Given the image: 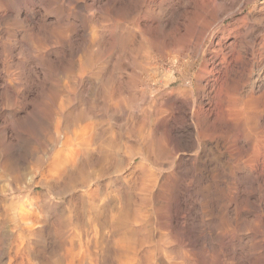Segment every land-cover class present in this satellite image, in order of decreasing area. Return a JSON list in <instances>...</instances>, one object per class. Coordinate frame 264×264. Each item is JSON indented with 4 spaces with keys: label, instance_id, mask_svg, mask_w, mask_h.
<instances>
[{
    "label": "rangeland",
    "instance_id": "obj_1",
    "mask_svg": "<svg viewBox=\"0 0 264 264\" xmlns=\"http://www.w3.org/2000/svg\"><path fill=\"white\" fill-rule=\"evenodd\" d=\"M77 1V2H76ZM116 1V3H114ZM124 1V2H123ZM123 1H119L118 0V3H117V0H103L100 4H97L95 5L94 8L91 9H85L84 7L87 6L89 4H92V0H86V2H83L82 1H79V0H0V29L3 30V32H8L9 34L11 33L12 35H14V33H16L15 35V39L21 41V45H18L17 48L18 51L21 49L22 51V48H23V51H19L21 53H19V55H15L18 51L16 49V51L14 52H10L8 51V47L11 46L13 43L11 42H14L15 39L13 38H10L9 40H6V35L4 34H0V71L2 72L3 70H7V72H10L11 74H13L14 76L11 77L12 79V82L9 86L6 87V90L9 92V95L8 96H4L3 95V86L5 85V82L3 81V79H0V110L2 109V111H0V264H15L17 261H18V264H105L106 262L108 264H132L131 262H133L132 260L134 259H138L137 261L134 260L133 264H164V261L165 260H169L173 255V253H175L171 259L172 263L174 262L175 264H182L184 261L186 262V264H213V262L211 261H215L214 262L215 264H223L222 260H223V257H221V252H220V248L218 247L219 246V242H220V234L221 232H223V228H219L218 225H216L217 221L221 219L222 216H225L227 214L226 210L223 208L221 209V207H223L224 205H226V203L228 201L226 200H229L228 198H230V193L232 192L231 189L228 190L225 188V186L222 183V179L221 181H217V182H210V183H206V184H201L200 185V188L197 187V189L200 191L199 192V196H198V199H201L200 201L195 197L193 196V191L195 189V187H184V186H181V189L182 188H186L185 190H181L180 187L178 186V184L176 185L175 183H170L171 186H173L171 188V186L169 185V183H159L157 185H155L152 190L150 191H147V194L146 192H142V185H141V181H140V168L142 164H144L146 162L145 160V155H146V151L144 150V142L139 140L141 139L140 137L138 138V140L140 141V143H138L139 141L136 140V136L134 137L128 130V127L126 126L128 122V119H129V116H127L128 113H125L127 112V109L124 106H119L118 108V111H117V108L114 109L115 107V104L113 102H117L116 105L119 104V100L122 99V95L120 96V94H123L124 93V97L123 99H126L127 97V90L125 91L124 88H126V82H128L127 80L129 79L128 76H130L129 73H132L130 71H132V69L130 68V61L129 60H126L127 58V54H129L130 56V53H129V49L128 47L126 48L125 50V54L123 53V56H122V66L126 69V71H123L125 70L122 66V68L120 67V70H121V73L120 74V77H123L121 79V81H119V83H123V87L122 86H119V83L117 84L120 87H122L121 89L115 91L113 93V97H109L108 100L105 101V99H107L105 97V94H103L101 91H103V89L101 88L102 85L101 83H103V85L105 87L108 86V88L110 86H114V83L112 82L111 80V83L110 84V73L113 71V69L111 68L114 63L112 62H116V60H114V58L116 59V56L118 57V55H120V51L116 50L117 52L119 53H115V55H110L111 54V46H112V41L113 39H111L112 37L109 36L108 33H104L102 34V32L104 31V27H106L107 25L109 24H106V23H110L108 22L110 20L109 16L107 14H105L104 12V9L107 10L108 8L112 7L113 5H116L117 7H120V6H125V7H130V6H137L139 4V0H129V2H127L128 0H123ZM133 1V2H132ZM259 1V2H258ZM62 2V3H61ZM72 2V3H71ZM75 2L77 3L76 5H79L77 8H76V12L75 10L73 11H70V6L69 5H75ZM80 2H83V3H80ZM89 2V3H88ZM135 2V3H134ZM86 3V4H85ZM121 3V5L119 4ZM261 3V4H260ZM61 4V5H60ZM85 4V5H84ZM119 4V6H118ZM173 5V4H176V1L175 2H170L169 5ZM35 5V6H34ZM46 7H45V6ZM168 5V6H169ZM256 5H259V6H264V0H257V3ZM40 6V7H39ZM53 8H52V7ZM250 6V7H249ZM247 7V9H251V5H249ZM33 7V8H32ZM42 7V9H40ZM47 7L49 8V10H47ZM108 7V8H107ZM32 9V10H31ZM44 9V11H43ZM67 9V10H66ZM94 9V10H93ZM103 9V10H102ZM192 6L190 7L189 9V12L191 13L192 10ZM246 9V11H247ZM97 10V11H96ZM70 11V13H69ZM86 11V12H85ZM91 11V12H90ZM79 12V13H78ZM103 16L105 15L106 19L105 18H102V14ZM38 13V14H37ZM3 14V15H2ZM6 14V15H5ZM17 14V15H16ZM19 14V15H18ZM30 14V15H29ZM34 14V15H33ZM46 14V15H45ZM94 14V15H92ZM33 15V16H32ZM89 15V16H88ZM91 15V16H90ZM96 15V16H95ZM73 16V17H72ZM93 16V17H92ZM17 17V18H16ZM55 17V18H54ZM78 17V18H77ZM87 17V19H86ZM193 17V16H192ZM192 17L191 16H188V20L191 22L192 20ZM38 18V19H37ZM58 18V20H57ZM69 18V19H68ZM80 18V19H79ZM93 18V19H92ZM126 19H128L129 17L125 16ZM16 19V20H15ZM18 19V20H17ZM30 19V20H29ZM88 19H91L89 21H87ZM96 19V20H95ZM98 19V21H97ZM21 20V21H20ZM49 20V21H48ZM71 20V21H70ZM129 20V19H128ZM186 20V22L184 20H181L180 21V24L186 26V27H190V23L189 21ZM17 23H16V22ZM37 21V22H35ZM41 21H45V22H41ZM54 21V23H53ZM79 21V22H78ZM94 23H93V22ZM96 21V22H95ZM107 21V22H106ZM229 21V19L226 20V23ZM15 22V23H14ZM24 22V24H23ZM35 24H34V23ZM49 22V23H48ZM78 22V23H77ZM87 22V23H86ZM99 22V23H98ZM105 22V24H104ZM10 23V24H9ZM38 23V24H36ZM48 23V25H47ZM59 23V25H58ZM62 23V24H61ZM76 23V24H74ZM98 26H97V24ZM101 23H102V26H101ZM189 23V25H188ZM22 24V26H20ZM46 24V25H45ZM66 24V25H65ZM82 24V25H81ZM86 24V25H85ZM95 24V25H94ZM100 24V25H99ZM192 24V23H191ZM5 27H4V26ZM10 25V26H9ZM14 25V26H13ZM38 25V26H37ZM41 25V26H40ZM45 25V26H44ZM49 25H51L52 27H50ZM62 25V26H61ZM88 25V26H87ZM157 25V24H156ZM181 25V26H182ZM49 26V28H48ZM70 26V27H69ZM94 26V27H93ZM33 27V28H32ZM41 27V28H40ZM46 27V28H45ZM55 27V28H54ZM61 27V28H60ZM65 27V28H64ZM76 27V29H75ZM14 28V29H13ZM22 28V29H21ZM26 28V29H25ZM44 28V29H43ZM53 28V29H52ZM89 28V29H88ZM94 28V29H93ZM29 29V30H28ZM34 29V30H33ZM38 29H41L38 31ZM59 30L57 32H59L58 34H56V30ZM60 29L62 31V33L60 32ZM64 29H66V31H64ZM71 30V31H70ZM99 30V31H98ZM101 30V31H100ZM170 30V29H169ZM35 35H34V33ZM38 31V32H36ZM45 31V32H44ZM48 31H52L51 33L48 32ZM93 31V32H92ZM108 31V29L106 30ZM171 32H173L172 30H170ZM168 31V33L170 32ZM175 31V30H174ZM20 32V33H19ZM23 32V34H22ZM32 32V33H31ZM82 32V33H81ZM90 32V33H89ZM91 32L93 33L91 36ZM28 33V34H27ZM39 33V34H38ZM44 33V34H43ZM47 33H50L49 35ZM54 34V36H52ZM65 33V34H64ZM69 35H67V34ZM88 33V34H86ZM176 33V32H175ZM174 32L173 33H170V34H175ZM20 34V35H19ZM38 36H37V35ZM72 34V35H71ZM81 34V35H80ZM95 34V35H94ZM99 34V35H98ZM101 34V35H100ZM181 33H177L175 34L174 38L175 40L172 39V35L171 36V41H172V47L179 53H180V58L185 62H191V61H194L196 59V53L195 52H191L189 51L183 44L182 42L180 43V39L179 37H181L183 35V33L180 35ZM23 35V37H22ZM25 35V36H24ZM33 35V36H32ZM42 35V36H40ZM45 35V37H44ZM51 35V36H50ZM86 35V36H84ZM107 35V36H106ZM33 38H32V37ZM36 36L37 38L39 37V40H41L40 42L36 41ZM57 36V38H56ZM60 36V37H59ZM61 36H63L62 39H58V38H61ZM83 38H82V37ZM88 36H90L88 38ZM93 36H96L93 38ZM99 36V37H98ZM177 36H178V39L179 40H176L177 39ZM21 37V38H20ZM47 37L48 40H45V38ZM55 37V38H54ZM71 37V38H70ZM79 37V38H77ZM92 37V38H91ZM110 37V38H109ZM23 38V39H22ZM35 40V41H33ZM35 38V39H34ZM41 38V39H40ZM69 38V39H68ZM74 38V39H73ZM76 38V39H75ZM97 38V39H96ZM98 38H100L98 40ZM27 39V40H26ZM51 39V40H50ZM68 39V40H66ZM73 39V40H71ZM78 39V40H77ZM80 39V40H79ZM91 39V40H90ZM93 39V40H92ZM24 40V41H23ZM44 40V41H43ZM85 40V41H84ZM88 40V41H87ZM97 40V41H96ZM111 44L109 45L107 43ZM111 40V41H110ZM170 40L168 41L170 43ZM7 41V42H5ZM48 41H50V43H48ZM55 41V43H54ZM62 43H60V42ZM78 41V42H77ZM96 41V42H95ZM102 41V43H101ZM109 45H108L105 43ZM137 41V42H136ZM135 42L131 43L129 42L131 45H136L134 46L135 48L138 47V41L140 42V39L138 38ZM180 43V50H179V43ZM35 42V43H33ZM86 42V43H84ZM91 42H93V45L91 46ZM106 44H104V43ZM177 44H175V43ZM40 43V45H39ZM54 43V44H52ZM84 43V46H87L83 49V47H81ZM90 43V44H89ZM8 44V45H7ZM34 44V45H33ZM42 44V45H41ZM76 44V45H75ZM96 44V47L94 46ZM97 44L101 45L102 47H97ZM104 44V45H103ZM30 45V46H29ZM68 45V46H67ZM175 45V46H174ZM176 45H178L176 48ZM21 46V47H20ZM34 48H33V47ZM56 46V47H55ZM61 46V48H60ZM79 48H78V47ZM90 46V47H89ZM94 46V47H93ZM104 46V48H103ZM181 46H183V48H181ZM27 47V48H26ZM40 47H43L44 49H38ZM65 47V48H64ZM69 49H68V48ZM74 49H73V48ZM81 47V48H80ZM171 47V49H173ZM2 48V49H1ZM31 48V49H30ZM67 48V49H66ZM89 48V49H88ZM91 48V49H90ZM94 48L96 50H94ZM100 48H103L102 50ZM82 50V52L80 53L78 50ZM25 50V51H24ZM30 50V51H29ZM41 50V52H40ZM77 53H76V51ZM89 52L91 56H89ZM89 50V51H88ZM93 50H94V53H93ZM108 50V52L106 53V51ZM3 51V52H2ZM6 51V52H5ZM33 51V52H31ZM44 53H43V52ZM72 52V54H70V52ZM99 51V53H98ZM100 51H104L103 53L100 52ZM145 52V49L143 50ZM186 51V52H185ZM3 54H2V53ZM28 52V53H27ZM39 52V53H38ZM74 52V53H73ZM83 52H85L83 54ZM185 52V54H184ZM189 52V53H188ZM9 53V54H7ZM15 53V54H14ZM80 53V54H79ZM92 53V54H91ZM102 53V54H101ZM156 53V52H155ZM153 53V56H158L159 53L157 52L156 54ZM2 54V55H1ZM5 54V55H4ZM25 54L26 56L24 57L23 55ZM29 54V56H28ZM57 54H60L59 56L56 57ZM74 54H77L74 56ZM83 54V55H82ZM86 54L88 56H86ZM109 54V55H108ZM118 54V55H117ZM155 54V55H154ZM14 55V56H13ZM43 55V56H42ZM55 55V56H54ZM93 55V56H92ZM107 55V56H106ZM125 55L126 58H125ZM185 55V56H184ZM3 56L5 58H3ZM11 56V57H9ZM17 56V57H16ZM31 56H34V57H31ZM83 56V61L86 63H83L82 61V58L80 60V57ZM95 56V57H94ZM102 56V57H101ZM109 56H111V59H108ZM115 56V57H114ZM128 56L127 59H130V57ZM2 57V58H1ZM8 57V58H7ZM20 59H19V58ZM28 57V59H27ZM31 57V58H30ZM39 57V58H38ZM56 57V58H55ZM61 57V58H60ZM93 57V59H92ZM100 57L102 59H100ZM107 57V58H106ZM187 57L188 60H187ZM13 58H14V61H13ZM33 58L34 61H31V59ZM38 58V59H37ZM86 58V59H85ZM124 58V60H123ZM8 59V60H7ZM28 61H26V60ZM45 59V60H44ZM52 61H51V60ZM58 59V60H57ZM62 59V62H60L59 60ZM93 63H97L96 65L91 63L90 61L89 62H86L87 60H89ZM192 59V60H191ZM24 60L27 62H24ZM79 60V61H78ZM93 60V61H92ZM94 60L96 62H94ZM102 60V62H101ZM126 60V61H125ZM187 60V61H186ZM3 61V62H2ZM7 63H6V62ZM21 61H23L21 63ZM30 61V62H29ZM38 61V62H37ZM51 61V62H50ZM77 61V62H75ZM82 61V62H80ZM106 61V62H105ZM125 61V62H124ZM129 63H128V62ZM35 62V63H34ZM37 62V63H36ZM40 62H42L40 64ZM49 62V63H48ZM82 63L83 66L80 67V63ZM100 64H99V63ZM128 64H127V63ZM2 63V65H1ZM15 63H17L18 65H16ZM21 63V64H20ZM24 63V64H23ZM26 63V64H25ZM34 63V64H33ZM52 63V64H51ZM73 63H77L73 66ZM89 63L93 66V68H91V70H87L86 72V69L89 68V67H92V66H89ZM125 65H124V64ZM4 64V65H3ZM8 64V66H7ZM21 66H20V65ZM23 64V65H22ZM32 64V65H31ZM45 64V65H44ZM51 64V65H50ZM107 64V65H106ZM113 64V65H112ZM12 65V66H10ZM16 65V67H15ZM37 65V66H36ZM43 67H42V66ZM48 65V66H47ZM79 65V66H77ZM98 65V67H97ZM111 65V67H109ZM127 65V66H126ZM3 66V67H2ZM20 66V67H19ZM23 66V67H22ZM25 66V67H24ZM36 66V67H35ZM52 68H51V67ZM56 67V70H55V67ZM77 66V67H75ZM105 66V67H104ZM22 67V68H21ZM32 67V68H31ZM39 67V68H38ZM49 67V68H48ZM87 67V68H86ZM97 67V68H96ZM5 68V69H3ZM43 68V69H42ZM47 70H46V69ZM61 68V69H60ZM85 68V70H84ZM101 68V69H100ZM107 68V69H106ZM114 68V67H113ZM130 71H129V69ZM36 69V70H35ZM49 69H53V71H49ZM83 69V70H82ZM90 69V68H89ZM105 69V70H104ZM110 70V73H109V70ZM112 69V71H111ZM24 70V71H23ZM35 70V71H34ZM55 70V71H54ZM62 70V71H61ZM76 70V71H75ZM127 70L129 72H127ZM60 71V72H59ZM80 71V72H78ZM97 71V72H96ZM108 74H107V72ZM4 71L2 72L3 74L5 73ZM36 72V73H35ZM53 74H51V73ZM89 72V73H88ZM120 72V71H119ZM124 72H125V75H124ZM57 74V75H54V74ZM58 73H61V75H59ZM63 73V74H62ZM65 73V74H64ZM78 73V74H77ZM79 73H81L79 75ZM84 73H85V78H84ZM87 73V74H86ZM103 73V74H102ZM127 73V74H126ZM22 74V75H21ZM48 74V75H47ZM50 74V75H49ZM92 74V75H90ZM100 74V76H99ZM102 74V75H101ZM109 75V77H106L104 78L105 76ZM18 75V76H17ZM21 75V76H20ZM31 75V76H30ZM59 75V76H58ZM70 75V76H69ZM76 75H78L76 77ZM104 75V77H103ZM128 75V76H127ZM16 76V77H15ZM24 77V80H23V77ZM57 76V77H56ZM64 76V78H63ZM75 76V77H74ZM82 77V80H80V77ZM89 76V79L88 77ZM94 76V78H93ZM104 79H102L101 78ZM19 77V78H18ZM21 77V78H20ZM26 77V78H25ZM32 77V78H31ZM36 77V78H35ZM44 77V78H43ZM72 77V78H71ZM96 77V78H95ZM100 77V78H99ZM128 77V78H127ZM18 78V79H17ZM31 80H29V79ZM44 79V80H40V79ZM47 78V79H46ZM51 78V79H50ZM59 78V79H57ZM69 78V81L68 79ZM71 78V80H70ZM74 78V79H73ZM127 78V79H126ZM17 79V80H15ZM24 81H22V80ZM38 81H37V80ZM50 79V80H49ZM56 81H54V80ZM73 79V81H72ZM108 79V80H107ZM126 79V80H125ZM25 80H28V82L26 83ZM62 80V81H61ZM76 80V81H75ZM100 80V81H99ZM105 80L106 83H105ZM125 80V81H124ZM2 81V82H1ZM32 81V82H31ZM36 81V82H34ZM40 81V82H39ZM51 81V82H50ZM53 81V82H52ZM78 81V82H77ZM96 81L97 83L95 84ZM102 81V82H101ZM114 81V80H113ZM184 80H180L178 81V83L176 84L177 87L179 86H182L184 85L185 82H182ZM55 82V84H54ZM70 82V83H69ZM101 82V83H100ZM17 83V85H16ZM22 83V85H20ZM26 83V84H25ZM36 83V84H35ZM41 83H44V84H41ZM50 83V84H49ZM53 85H52V84ZM57 83V84H56ZM60 83V84H59ZM66 83V85H65ZM72 83V84H71ZM106 85H105V84ZM109 83V84H107ZM39 86H38V85ZM65 87H64V85ZM68 84V85H67ZM74 84V85H73ZM85 84V85H83ZM2 85V86H1ZM37 85V86H36ZM55 85V86H54ZM73 85V86H72ZM80 87H79V86ZM83 85V86H82ZM88 85H90V87H88ZM92 85V86H91ZM94 85V86H93ZM125 85V86H124ZM17 86V87H16ZM21 86V87H20ZM34 86H36L34 88ZM44 86H46L44 88ZM51 86V87H50ZM61 86V87H60ZM68 86V87H66ZM72 86V87H70ZM77 86V87H76ZM98 86V87H97ZM101 86V87H100ZM112 86V87H113ZM29 87V88H28ZM42 87L40 90L39 88ZM48 87V88H47ZM57 87V88H56ZM76 87V88H75ZM86 87V89H85ZM94 87V88H93ZM14 88V90H13ZM21 89L23 90L22 88H26L25 91L23 94H22V98L24 99H20L19 101H16L15 99H13V96L15 95L14 94V91L15 89ZM65 90H64V89ZM69 88V89H68ZM81 88V89H80ZM84 88V89H83ZM88 88V89H87ZM97 88V89H95ZM111 88V87H110ZM37 89V90H36ZM50 89V91H49ZM54 89V90H53ZM61 89V90H60ZM76 89V90H75ZM93 89V90H92ZM102 89V90H101ZM127 89V88H126ZM30 90V91H29ZM63 90V91H62ZM73 90V92H71ZM79 91V95L77 94L78 91ZM87 90H88V93H87ZM90 90H92L90 92ZM97 90V92H95ZM38 91V92H37ZM45 91V92H43ZM54 91V92H53ZM58 92V95L56 94ZM61 91V92H60ZM85 91V92H84ZM94 91V92H93ZM27 92V93H26ZM43 92V93H42ZM60 92V93H59ZM76 92V93H75ZM118 92V93H117ZM126 92V93H125ZM2 93V94H1ZM47 93L49 95H47ZM52 93H54L56 95V98L55 99H48L50 97V95ZM75 93V94H74ZM86 93V94H85ZM96 96H94V94H96ZM120 93V94H119ZM27 94V95H26ZM39 94V95H38ZM83 94V96L81 95ZM85 94V96H84ZM91 94L93 96H91ZM99 94V95H98ZM101 94V95H100ZM3 95V96H1ZM73 97H72V96ZM104 98H102L103 96ZM126 95V97H125ZM28 96V97H27ZM64 96V97H63ZM68 96V97H67ZM70 96V98H69ZM78 96V97H77ZM87 96L89 97V99L87 98ZM101 96V97H100ZM41 97V98H40ZM85 99H84V98ZM95 101H94V98ZM119 97V98H118ZM1 98H2V101H1ZM26 98V100H25ZM62 98V99H60ZM83 98V99H82ZM91 98V100H90ZM101 98V100L99 99ZM114 98V99H113ZM8 99V100H7ZM42 99V100H41ZM45 99V100H44ZM66 99L63 103L62 101ZM87 99L88 102H85ZM104 99V101H103ZM112 99V101H111ZM117 99V100H116ZM30 100V101H29ZM47 102L46 106H45V102ZM59 100V101H58ZM61 100V102H60ZM69 100V101H68ZM74 100V101H73ZM76 100V101H75ZM79 100V102H78ZM85 100V101H84ZM115 100V101H114ZM29 101V102H28ZM40 101H41V104H40ZM43 101V102H42ZM52 101V102H51ZM54 101V102H53ZM57 101V102H55ZM84 103H83V102ZM102 101V102H101ZM119 101V102H118ZM4 102V103H3ZM17 102H23V103H17ZM27 102V103H26ZM53 103V104H56L54 105V107H50L52 104L50 103ZM60 102V103H59ZM72 102V103H71ZM95 104H94V103ZM97 102V104H96ZM100 102V103H99ZM112 102V103H111ZM126 101H124L125 103ZM28 103H31V104H28ZM38 103V104H37ZM44 103V104H42ZM50 105H49V104ZM59 103V106L57 108V105ZM65 103V104H64ZM72 105H71V104ZM86 103V105H85ZM90 103V104H89ZM102 103H104L103 105H101ZM113 105H111V104ZM1 104H3L1 106ZM37 104V105H35ZM60 104H61V107L63 108L61 110L60 108ZM88 104V106H87ZM94 104V105H93ZM126 104V103H125ZM22 106L21 107H18V106ZM27 105V106H26ZM31 105H33L31 107ZM35 105V106H34ZM43 105V106H42ZM78 105V106H77ZM99 105V106H98ZM108 105V106H107ZM40 106V107H39ZM42 106V107H41ZM65 109H64V107ZM69 106V107H68ZM79 107V109L76 108ZM81 106V107H80ZM83 106V107H82ZM102 110H101V107ZM6 107H9V108H6ZM11 107V108H10ZM24 107V108H23ZM34 107V108H33ZM35 107L36 108V111H35ZM46 107V109H44ZM56 107V108H55ZM91 107V108H89ZM98 107V108H97ZM107 107V108H106ZM40 108H43V110L41 109L40 111L38 109ZM50 108V110L48 109ZM60 108V110H59ZM82 108H83V111H86L87 114H81L82 112ZM87 108V109H86ZM92 108L94 110H92ZM105 108L107 110H105ZM115 110H113V109ZM124 108V110H123ZM16 109V110H15ZM24 109V110H23ZM26 109V110H25ZM29 109V111H28ZM34 109V110H33ZM48 109V110H47ZM58 109V111H56ZM91 109V110H90ZM99 109V110H98ZM109 109V110H108ZM53 111V112H60V113H53V112H50L49 114L47 112L49 111ZM65 110V112H64ZM67 110V111H66ZM78 110V112H77ZM111 110V111H110ZM113 110V111H112ZM121 110V111H120ZM19 111V112H18ZM36 113H35V112ZM41 111H45V112H41ZM101 111V112H100ZM106 111V112H104ZM121 113H120V112ZM4 112V113H2ZM15 112V113H14ZM29 112V115H27ZM62 112V113H61ZM75 112V113H74ZM95 112V113H94ZM98 112V113H97ZM104 112V114H103ZM115 112V113H114ZM124 112V113H123ZM35 113V114H34ZM47 113V114H45ZM79 117H77V115ZM99 113H102V114H99ZM107 113V114H106ZM119 113V114H118ZM33 114V115H32ZM52 114H56V117L55 116H52ZM59 114V115H57ZM118 114V115H117ZM124 114H126V116H123ZM5 115V116H4ZM22 115V116H20ZM85 115V116H84ZM87 115V116H86ZM90 115V116H89ZM107 115V116H106ZM112 115V116H111ZM11 116V117H10ZM39 116V117H38ZM52 116L53 117V120H52ZM72 116H73V119L75 121L72 120ZM100 116V117H99ZM116 116V117H115ZM3 117V118H2ZM15 121H14V119ZM58 117H60V120H57L56 121V118L58 119ZM77 117V119H76ZM82 117V119H81ZM88 117H91V120L88 119ZM105 117V119H104ZM110 117V119H109ZM112 117V119H111ZM122 117V119H121ZM13 119V120H12ZM24 119V121H23ZM35 119V120H34ZM126 119V120H125ZM20 120V121H19ZM33 120V121H32ZM41 120L43 121V123L41 122ZM46 120V121H45ZM50 120H52V122H50ZM72 120V122L70 121ZM88 120V121H86ZM23 121V122H22ZM32 121V122H31ZM37 121V122H36ZM56 121V122H55ZM84 121V122H83ZM95 121V122H94ZM112 122L116 127L117 126H120L117 127L115 129V126H113V124L109 123ZM125 121V122H124ZM127 121V122H126ZM136 121H140V118L137 117ZM6 122H7V125H6ZM12 122V123H11ZM17 122V123H16ZM20 122V123H19ZM45 122V123H44ZM47 122V123H46ZM49 122V123H48ZM61 122V124H60ZM79 122V123H78ZM87 122L90 124H87ZM93 122V123H92ZM103 122V123H102ZM109 124H108V123ZM14 123V124H13ZM23 124V126L21 127V125ZM27 125H26V124ZM37 126H36V124ZM84 123V124H83ZM10 124V125H9ZM12 124V125H11ZM17 124V125H16ZM40 124V125H39ZM48 124V125H47ZM71 124V125H70ZM124 124V125H123ZM154 123L152 122V125ZM51 125V126H49ZM63 125V126H62ZM65 125V126H64ZM70 125V126H69ZM74 127H73V126ZM76 125V126H75ZM87 125V126H86ZM7 126V127H6ZM19 126V127H18ZM25 126V127H24ZM43 126V127H42ZM47 126V127H45ZM49 126V127H48ZM55 126V127H54ZM59 126V128H58ZM67 126V127H66ZM82 126V128L79 129V127ZM98 126V128H97ZM112 126V127H110ZM5 127V128H4ZM29 129H28V128ZM39 127V128H37ZM53 127V128H52ZM71 127V128H70ZM85 127V128H84ZM87 127H91L90 128H87ZM96 131H94L95 129ZM7 128V129H6ZM20 128V130H19ZM50 128V130L48 129ZM65 128V129H64ZM75 128H78V130L74 131ZM123 128V129H122ZM36 131H35V130ZM41 129V130H40ZM90 129V130H88ZM93 129V130H92ZM112 129V130H111ZM24 130V132H23ZM26 130V131H25ZM52 130V131H51ZM81 130V131H79ZM124 130V131H123ZM125 130H126V133H125ZM13 131V132H12ZM38 131V132H37ZM50 133H49V132ZM56 131V132H54ZM62 131V132H61ZM65 133H64V132ZM70 131V132H69ZM73 131V132H72ZM90 131V133L88 132ZM113 131V132H112ZM123 131V132H122ZM9 132V133H8ZM23 132V133H21ZM26 132V133H25ZM40 132V133H39ZM44 132V133H43ZM47 132V133H45ZM69 133V135H66L67 137L63 136V133L64 135L66 133ZM74 132H77V135L76 133ZM112 132V133H111ZM116 132V133H114ZM31 133V134H30ZM43 135H42V134ZM55 133L58 135H55ZM59 133V134H58ZM67 133V134H68ZM74 133V134H73ZM83 133H87V135H91L93 138L94 135L97 137L93 140L92 145L90 146H82L81 148H84L85 150V157L83 159V161L80 162L77 161L76 163V167L75 169H73V172L70 170V169H66L64 170V172H57V171H54L53 168H54V162L56 163V156L58 155L57 152H59L63 146L67 143V142H72V144L75 142L76 143V140L75 138L78 136V138H80V136L83 134ZM93 133H96V134H93ZM102 133H105V134H102ZM125 135H124V134ZM10 134V135H9ZM41 134V135H40ZM73 134V135H72ZM101 134V135H100ZM113 134V135H112ZM32 137H31V136ZM45 135V136H44ZM60 135V136H59ZM107 135V136H105ZM111 135V136H110ZM131 137H130V136ZM11 136V137H10ZM30 136V137H29ZM40 136V137H39ZM54 136V137H53ZM64 138H62V137ZM69 136V137H68ZM102 136V137H101ZM105 136V137H103ZM110 136V137H109ZM116 137V140L114 137ZM118 136V137H117ZM127 136V137H126ZM36 137V138H35ZM47 137H49L50 139H48ZM60 138V141H56L58 140V138ZM120 137V138H119ZM125 137L128 138L127 140H125ZM138 137V136H137ZM10 138V139H9ZM36 139L35 141L33 139ZM39 138V139H37ZM41 138V139H40ZM55 138V139H54ZM57 138V139H56ZM68 138H71L73 139L71 141V139H68ZM114 138V139H113ZM32 141H31V140ZM68 139V140H67ZM99 139V140H98ZM102 139V140H101ZM107 139V141H106ZM120 139V140H119ZM124 140V142H122V140ZM46 140V141H45ZM34 141V142H33ZM42 141V142H40ZM50 141V142H48ZM54 141H56L54 143ZM64 141V143H63ZM113 141V142H112ZM126 141V142H125ZM37 142V144H36ZM48 142V143H47ZM122 142V143H121ZM131 142V143H129ZM143 142V143H142ZM41 143V145H40ZM43 143V144H42ZM60 143L62 145H60ZM97 143V144H95ZM107 143V144H106ZM115 143V144H114ZM57 144V145H56ZM93 144H95L94 146H96L94 149L92 148ZM128 144L129 146H132V147H128ZM50 145V147L48 146ZM99 145V146H98ZM108 145V146H107ZM31 146V147H30ZM33 146V148H32ZM39 146V147H38ZM58 146V147H57ZM93 146V147H94ZM104 146L105 147V152L102 150V154H101V147ZM107 146V147H106ZM47 147V148H46ZM59 149H57V148ZM112 147H113V150H112ZM137 147V148H135ZM36 148V149H35ZM48 148H53V149H48ZM87 148V149H86ZM128 149L126 152L125 150ZM132 148V149H131ZM31 149V150H30ZM33 149V150H32ZM96 149V150H95ZM98 149V150H97ZM115 149V150H114ZM121 149V150H120ZM89 150V151H88ZM119 150V151H118ZM134 151V154H136L134 156V154H131V152H128V151ZM137 150V151H135ZM32 151V152H31ZM51 151V152H50ZM54 151V152H53ZM95 151V152H94ZM99 151V152H98ZM108 151V153H106ZM115 151V153L113 152ZM139 151V152H138ZM35 152V153H34ZM46 152V153H45ZM86 152H88L89 154H86ZM138 152V153H137ZM51 153V154H49ZM123 153V154H122ZM126 153V155H125ZM128 153V154H127ZM141 153V154H140ZM35 154V155H33ZM38 156H37V155ZM40 154V155H39ZM55 154V155H53ZM143 154V155H142ZM106 155V156H105ZM33 156V158H32ZM44 158H43V157ZM49 158H46L48 157ZM51 156V157H50ZM54 156V157H53ZM86 156L88 158H86ZM89 156H92V157H89ZM100 156H103L105 158V160L108 161V163L106 161H103L102 157ZM132 156V157H129ZM40 157L41 160H40ZM108 157V158H107ZM116 157V158H114ZM125 157V159L123 158ZM128 157V158H127ZM142 157V159H141ZM155 156H153L152 158L150 157V162H149V168L154 171L155 173H159V171H167L168 167L166 165V160L164 161H160V160H156L154 158ZM35 158V159H34ZM38 158V159H37ZM91 158V159H90ZM95 158V159H94ZM121 158V159H120ZM126 158L130 161L129 163L127 162L128 160H126ZM53 159H55V161H53ZM89 160V164H88V161ZM99 159H100V162H99ZM155 159V160H154ZM48 160V161H47ZM50 160V161H49ZM98 161V162H95V161ZM113 160V161H111ZM125 160V161H124ZM53 161V162H52ZM93 161V164L91 165ZM103 161V162H102ZM110 161V162H109ZM141 161V162H140ZM154 161H156V165L158 163V165L156 166L155 163H153ZM159 161V162H158ZM38 162V164H36ZM48 162V163H47ZM52 162V163H51ZM91 162V163H90ZM120 162V163H119ZM122 162V163H121ZM137 162V163H136ZM161 162V163H160ZM83 164V167L84 170L82 169V165L79 167V165ZM99 163V164H98ZM107 163V164H106ZM116 163V164H115ZM165 163V165H163ZM6 164V165H5ZM8 164V165H7ZM106 164V165H104ZM134 164V165H133ZM160 164V166H159ZM19 165V166H18ZM39 165V167H38ZM41 165V166H40ZM42 165L44 166L42 168ZM51 166V167H46V166ZM99 165V166H97ZM104 167H103V166ZM118 165V167H117ZM4 166V167H3ZM5 166L7 167L5 169ZM35 168H33V167ZM110 166H113V167H110ZM132 166V167H131ZM136 166V167H135ZM138 166H140L138 172L137 170L134 171L136 168H138ZM152 166V167H151ZM159 166V167H158ZM163 166V167H162ZM88 167V169H87ZM100 167V169H98ZM110 167V168H109ZM126 167V168H125ZM154 167V168H153ZM11 168V169H10ZM33 168V169H32ZM42 170H41V169ZM48 168V169H47ZM52 170H50V169ZM78 168V172L80 173V176H79V173L77 174L76 170ZM81 168V169H80ZM128 168V169H127ZM157 168V169H156ZM160 168V169H159ZM166 168V169H165ZM13 169V170H12ZM44 169V170H43ZM102 169V170H101ZM111 169V170H110ZM116 169V170H115ZM164 169V170H163ZM212 167H210L208 170H211ZM8 170V171H7ZM15 170V171H14ZM35 170V171H33ZM47 170V172H46ZM132 170V171H131ZM17 171V172H16ZM19 171V172H18ZM41 171V172H40ZM52 171V172H51ZM112 171V172H111ZM124 171V172H123ZM131 171V172H130ZM11 172V174L9 173ZM16 172V173H15ZM43 172H45L43 174ZM51 174L54 172L55 174L51 175ZM57 172V173H56ZM76 172V173H75ZM88 172V173H86ZM134 172V174H132ZM20 173V174H18ZM48 173V174H47ZM64 173V175H63ZM85 173V175L83 174ZM18 174V175H17ZM60 174V175H59ZM68 174V175H66ZM74 174V175H73ZM117 174V175H116ZM138 174V175H137ZM36 175V176H35ZM40 175H42L41 178ZM44 175V176H43ZM73 175V176H72ZM78 175V176H77ZM114 175V176H113ZM125 175V176H124ZM135 175V176H134ZM21 176V177H20ZM69 176V179L71 178V181H72V178H73V182H69V179L67 178L68 182L65 181V183L67 184H64V180H66V177ZM80 177V179L78 180L77 178ZM84 176V177H82ZM120 176V177H119ZM133 176V177H132ZM19 177V178H18ZM45 177V178H44ZM48 180H47V178ZM49 177H53L54 179H56L54 181L53 178H49ZM60 177H63L60 178ZM78 180H76L75 178ZM89 179V181L86 180V178ZM90 177V178H89ZM115 177V178H113ZM132 177V178H131ZM139 177V178H138ZM130 178V179H129ZM46 179V180H44ZM60 180H63L62 182L59 181ZM128 179V180H127ZM133 179V180H132ZM42 180V181H41ZM51 180V181H50ZM53 180V181H52ZM83 182H82V181ZM92 180V181H91ZM122 180H127L126 182L122 181ZM41 183H40V182ZM47 181L46 184H44L45 182ZM59 181V182H57ZM91 181V182H90ZM116 181V182H115ZM34 182H38L37 184L34 183ZM43 182V183H42ZM54 182V183H53ZM85 182V183H84ZM131 182V184H130ZM140 182V183H138ZM77 183V186L74 185ZM79 183H83L84 186H82L81 184ZM87 183V184H86ZM124 183V184H123ZM136 186H133L130 188V186H132L133 184ZM35 184V185H34ZM44 184V185H43ZM56 184H59V185H56ZM64 184V185H63ZM81 186H79V185ZM111 184V186H110ZM122 184V185H120ZM127 184V185H126ZM139 186V184L141 186ZM209 184V185H208ZM217 184H221V185H217ZM33 185V186H32ZM76 187H74V186ZM86 185V186H85ZM89 185V186H87ZM92 185V187L90 186ZM167 187H165V186ZM64 189H63V187ZM95 186V187H94ZM113 186V187H112ZM116 186V187H115ZM120 186V187H119ZM123 186V187H122ZM127 186V187H126ZM159 188H158V187ZM208 186V187H207ZM218 186L220 187V189L218 188ZM224 186V188L222 187ZM66 187H69L67 189ZM73 187V189H72ZM78 187V188H77ZM84 187V188H83ZM86 187V188H85ZM129 187V188H128ZM161 187V188H160ZM176 187V189H174ZM179 187V188H178ZM206 187V188H204ZM215 187V188H214ZM75 188V190H74ZM98 188V189H97ZM128 188V189H127ZM136 188V189H134ZM214 188V189H213ZM218 188V189H217ZM232 188V187H231ZM84 189V190H83ZM142 189V190H140ZM158 192H157V190ZM167 189V191L165 190ZM189 191H188V190ZM193 189V190H191ZM211 189V190H210ZM87 190V192H86ZM92 190V191H90ZM125 190V191H123ZM138 190V191H137ZM156 192H155V191ZM160 190V191H159ZM173 190V192L171 191ZM178 190H180L179 192H177ZM204 190V192H203ZM210 190V191H208ZM220 190V191H219ZM32 191V192H31ZM90 193H89V192ZM97 191V192H96ZM123 191V192H122ZM137 193L134 195L133 197V193ZM144 191V190H143ZM163 191V193H162ZM170 191V192H169ZM187 191V193H185ZM213 191V192H212ZM215 191V192H214ZM222 191L223 193V196L222 195H218V194H222L220 193ZM227 191V192H225ZM71 192V193H70ZM74 192V193H73ZM181 194L184 193V194H187V195H184V194ZM202 192V193H201ZM206 192V193H205ZM210 192V194H209ZM229 192V193H228ZM88 193V194H87ZM119 193V195L117 196V194ZM131 193V194H130ZM141 196H139L138 195ZM143 193V194H142ZM151 195H150V194ZM154 193V195H152ZM160 193L161 197H159V195L157 194ZM169 193V194H168ZM225 193V194H224ZM72 194V195H71ZM125 194V196H123ZM166 194V195H165ZM178 196V199L175 198ZM192 194V195H191ZM203 194V195H202ZM208 194V195H207ZM228 194V195H227ZM71 195V196H70ZM83 197H82V196ZM129 195V196H128ZM156 195V196H155ZM175 197H174V196ZM180 195V197H179ZM203 197H202V196ZM79 196L81 198H79ZM91 196V199H89V197ZM124 198H123V197ZM132 196V197H131ZM157 201H156V199ZM164 196V197H162ZM173 196V197H172ZM213 196V197H211ZM219 196V197H218ZM224 198H222V197ZM76 200H75V198ZM129 197V198H128ZM146 197V199H144ZM150 197V201L147 200V198ZM166 197V199H165ZM186 197V198H185ZM189 197V198H188ZM25 198V199H24ZM83 198V199H82ZM122 198V199H120ZM126 198L128 199L126 201ZM133 198V199H131ZM134 198L136 200V202L134 201ZM164 200H162V199ZM174 198V199H173ZM182 198V199H181ZM205 198V199H204ZM31 199V200H30ZM82 199V200H81ZM120 199V201H119ZM124 199V200H123ZM142 199V200H141ZM187 199V200H186ZM195 199H197V201H195ZM203 200L204 203H203ZM123 200V201H122ZM133 200V201H132ZM155 200V201H153ZM173 200V201H172ZM191 200V201H190ZM208 203H207V201ZM223 200V201H221ZM225 200V201H224ZM29 201V202H28ZM84 201V202H83ZM126 201V202H125ZM137 201L139 203H137ZM143 201V202H141ZM153 201V202H152ZM183 201V202H182ZM218 201V202H217ZM253 201V199H252ZM131 202V203H130ZM136 204H135V203ZM147 202H151V204L147 203ZM159 202V203H157ZM161 202V203H160ZM168 202V203H167ZM174 202V203H173ZM198 202H202L204 204V208L206 206V208L204 209L205 212H204V215L203 216H207L208 219H210V217H212L210 219V221H208L207 217H202L204 218V220L206 221V224L207 226H202L201 227V231L200 233H197V230H195V228L193 230L190 229V227L192 226V223H199V220L200 218H196V213H198V216H199V211H200V207H201V203L199 204ZM211 202V204H210ZM223 202L224 205L221 203ZM126 205H125V204ZM130 203V204H128ZM146 203V204H145ZM172 203V204H171ZM177 203V204H176ZM182 203V204H181ZM189 203V204H188ZM198 203V205H197ZM166 204V205H165ZM176 204V205H175ZM215 204L217 206H215ZM123 205V207H122ZM127 209H126V207ZM130 205L132 206V208L130 207ZM134 205V207H133ZM146 205V206H145ZM150 205V206H148ZM164 205V206H163ZM168 205L171 206L168 208ZM174 205V206H173ZM187 205V206H185ZM193 205V206H192ZM220 205V206H218ZM243 205V204H242ZM240 205L239 207V211H237L236 213L239 215L241 213H245L244 211L247 210V205L245 206V204L243 205L245 208V210L243 209V206ZM129 206V207H128ZM137 206V207H136ZM142 208H141V207ZM155 206V207H154ZM161 206V208H160ZM173 206V207H172ZM179 206V207H178ZM184 206V207H183ZM191 206V207H190ZM200 206V207H199ZM208 206V208H207ZM213 206V208H211L210 210V207ZM216 208H215V207ZM122 207V208H121ZM140 207V208H138ZM146 207L147 210L144 208ZM159 207V209H158ZM167 207V208H166ZM175 207V208H174ZM187 207H189L187 209ZM225 207V206H224ZM121 208V209H120ZM135 208V209H134ZM138 208V209H137ZM172 208V209H171ZM186 208V209H185ZM198 208V209H197ZM220 208V209H218ZM126 209V210H124ZM130 209V210H129ZM135 211H134V210ZM140 209V210H139ZM145 209V210H144ZM156 211H154V210ZM157 209V210H156ZM161 209V210H160ZM165 209V211H164ZM168 209V210H166ZM221 211L220 213L216 211ZM242 209H243V212H242ZM12 210V211H11ZM129 210V211H128ZM139 210V211H138ZM143 210V211H142ZM181 210V211H180ZM189 210V211H187ZM197 210V211H196ZM207 210H210L209 212H207ZM223 210V211H222ZM251 210V209H250ZM253 210V209H252ZM261 210V211H260ZM264 207L263 209L260 208L259 209V213L260 215H264V213L261 214V212H264ZM110 211V212H109ZM123 211V212H122ZM126 211V212H125ZM133 211V213H132ZM149 211V212H148ZM163 212L164 211V215L162 213H159V212ZM172 211V212H170ZM184 211L185 214H184ZM193 211V212H192ZM195 211V212H194ZM225 211V212H224ZM257 211V210H255ZM254 211V213H255ZM10 212V213H9ZM21 212V214H20ZM127 212H130V213H127ZM138 212V213H137ZM141 212V213H140ZM148 212V213H147ZM187 212H188V215H187ZM223 212V213H222ZM143 213V215H141ZM157 213V214H156ZM179 217H178V215ZM180 213V214H179ZM208 213V214H207ZM259 213H255L252 215V217H250V219L253 220V216L254 218L256 219H259V217L261 218L260 215L256 216L257 214ZM9 214V215H8ZM29 214H30V217H29ZM36 214V215H35ZM129 214V216H128ZM141 216H140V215ZM148 214V215H147ZM161 214V215H160ZM168 214V215H167ZM173 214V215H172ZM212 216H210V215ZM216 214V215H215ZM218 214V215H217ZM224 214V215H223ZM231 214V213H230ZM229 214V216H230ZM241 214V215H243ZM12 215V217H11ZM27 215V216H25ZM35 215V216H34ZM134 217L132 218L131 217ZM134 215V216H133ZM149 218H147L146 217ZM195 215V216H194ZM220 215V217H219ZM240 215V216H241ZM18 216V217H17ZM25 216V218H24ZM33 216V217H32ZM37 216V217H36ZM125 216V217H124ZM151 216V217H150ZM171 216H174V217H171ZM185 216H187V218H185ZM215 216V217H214ZM228 216V214H227ZM227 216H225L227 218ZM16 217V218H15ZM25 221H23V219ZM138 218V219H135V218ZM140 217V218H139ZM146 221H144L145 219ZM218 217V218H217ZM244 217V216H241V218ZM30 218H33V219H30ZM127 221H126V219ZM132 218V219H130ZM177 218V219H176ZM192 218V219H191ZM27 219V220H26ZM125 219V220H124ZM129 219V220H128ZM143 222H140L142 220ZM153 219V220H152ZM156 219V220H155ZM168 219V220H167ZM191 219V221L193 222H189V220ZM213 219V220H212ZM34 220V226H33V223L31 221ZM137 222H136V221ZM140 220V221H139ZM159 220V221H157ZM163 220V222H162ZM177 220L179 222H177ZM183 220V221H182ZM196 220V221H195ZM19 221V222H18ZM29 221V222H28ZM37 222V224L35 225V223ZM40 221V222H39ZM67 221V222H66ZM154 221V223L152 222ZM161 221V222H160ZM176 221V222H175ZM216 221V222H215ZM25 222V223H24ZM27 222V223H26ZM60 222V223H59ZM131 222V224H130ZM134 222V223H132ZM171 222H172V225H171ZM214 222V223H213ZM32 223V224H31ZM41 223V224H40ZM66 223V224H65ZM144 223V224H142ZM147 223V224H145ZM150 223V224H149ZM160 223V224H159ZM182 225H180V224ZM186 223V224H185ZM191 223V224H190ZM208 223V224H207ZM213 223V224H212ZM19 224V225H18ZM24 224V225H23ZM25 224L28 226H26L25 228ZM59 224V226H58ZM129 225V228H128V225ZM140 224L142 226H140ZM156 224V225H155ZM170 226L171 228H169L168 226ZM170 224V225H169ZM178 224V225H177ZM189 224V225H188ZM218 224H219V221H218ZM31 225V226H29ZM66 225V226H65ZM136 225V226H134ZM146 225V227H145ZM216 225V227L214 226ZM246 225V226H245ZM245 225H241L248 229L250 228L249 224H245ZM20 228H19V227ZM24 226V228H23ZM131 226H134V227H131ZM138 226V227H137ZM153 226V227H152ZM162 226V227H161ZM166 226V228L164 227ZM182 226V227H180ZM215 227V228H212ZM241 230H244L243 227H241ZM17 229H15V228ZM33 227V228H32ZM57 227V228H56ZM61 227V229H60ZM71 227V228H70ZM90 227H93V228H90ZM140 227V228H139ZM193 227V226H192ZM207 227V228H206ZM210 227V228H209ZM40 228V229H39ZM55 228V229H54ZM67 228V229H66ZM75 228V229H73ZM90 228V229H89ZM125 228V229H124ZM146 231H144V229ZM162 230H161V229ZM175 228V229H174ZM217 228V229H216ZM20 229V230H19ZM24 229V230H23ZM35 229V230H34ZM59 229V230H58ZM69 229V230H68ZM73 229V230H72ZM94 229V230H92ZM143 229V230H142ZM190 229V231H189ZM213 229V230H212ZM16 230V231H15ZM23 230V231H21ZM31 230V231H30ZM61 230V232H60ZM68 230V232H67ZM76 230V232L74 231ZM124 230V231H123ZM129 230V231H128ZM141 230H142V234H141ZM165 230V231H164ZM34 231V232H33ZM57 231V232H56ZM59 231V232H58ZM64 231L66 233H64ZM93 231V232H92ZM131 231V233H130ZM139 231V232H138ZM209 231V232H208ZM216 231V232H215ZM72 232V233H71ZM80 232V234H79ZM90 232V233H89ZM204 232V233H203ZM207 232V233H206ZM225 232V230H224ZM26 233V234H24ZM60 233V234H59ZM75 233V235H73ZM88 235H87V234ZM129 233V234H128ZM135 233V234H134ZM149 233V234H148ZM203 233V234H202ZM206 233V234H205ZM211 233V235H210ZM21 234V235H20ZM78 234V235H77ZM84 234V235H83ZM93 234V235H92ZM119 234V235H117ZM124 234L127 235L128 237H124ZM148 234V236H147ZM170 234V236H169ZM184 234V236H183ZM198 234V235H197ZM208 234V235H207ZM62 235V236H61ZM77 235V236H76ZM152 235V236H151ZM160 235V237L158 236ZM166 235V237H165ZM174 235V237H178L177 239L176 238H172L171 236ZM176 235V236H175ZM214 235H217V236H213ZM114 236V237H113ZM137 238V242L135 240V238ZM150 236V237H149ZM163 236V238H162ZM168 236V237H167ZM182 236V238H180ZM185 236L187 238H185ZM207 236V237H206ZM28 239H27V238ZM78 237V238H77ZM94 237V238H93ZM112 237V238H111ZM148 239H147V238ZM154 237V238H153ZM165 237V238H164ZM190 237V238H189ZM202 239H200V238ZM204 237V238H203ZM212 239H211V238ZM216 237H217V240H216ZM25 238L27 240H25ZM84 238V239H83ZM95 239L94 241L92 239ZM98 238V239H97ZM108 238V240H107ZM120 238V239H119ZM123 238V239H122ZM125 238H127L125 240ZM140 238V239H139ZM152 238V239H150ZM156 238V239H155ZM159 238V239H158ZM209 238V239H207ZM215 238V239H214ZM219 238V239H218ZM65 239V240H64ZM86 239V240H85ZM90 239V240H89ZM148 241H147V240ZM149 239H150V242H149ZM158 239V240H157ZM162 239V240H161ZM165 239V240H164ZM167 239V240H166ZM170 239V240H168ZM175 239V241L173 240ZM179 239V240H178ZM191 239V240H190ZM198 239V240H197ZM205 239V240H204ZM207 239V240H206ZM24 240V241H23ZM81 240L84 242H81ZM88 240V241H87ZM92 240V241H91ZM118 240V241H117ZM130 240V241H129ZM145 240V241H144ZM156 240H157V243H156ZM165 242H164V241ZM181 240V241H180ZM184 240H188L187 241H184ZM91 241V242H89ZM141 241V242H139ZM154 241V243H152ZM161 241V246L160 245H157L159 244ZM163 241V242H162ZM166 241L168 244H166ZM173 241V242H172ZM183 241V242H182ZM189 241L191 243H189ZM207 241L209 242V244H207ZM215 243H214V242ZM217 241V243H216ZM219 241V242H218ZM64 242V243H63ZM90 244H89V243ZM95 242V243H94ZM97 242V243H96ZM130 242V245L128 243ZM133 242V243H132ZM146 244H145V243ZM159 242V243H158ZM178 242V243H177ZM193 242V243H192ZM66 243V244H65ZM69 243V244H68ZM82 243V244H81ZM114 243V244H113ZM122 243V245H121ZM125 243V244H123ZM140 243V244H139ZM170 243H172V245L170 246ZM183 243V244H182ZM185 243H187L185 245ZM206 243V244H205ZM213 243V244H212ZM66 246H64V245ZM77 244V245H76ZM89 244V245H87ZM110 244V245H109ZM134 244V245H133ZM136 244V246H135ZM139 244V245H138ZM145 244V245H144ZM153 244V245H152ZM163 244V245H162ZM166 244V247L165 245ZM181 244V245H179ZM195 244V245H194ZM204 246H203V245ZM211 244V245H210ZM61 245V246H60ZM83 245V246H82ZM113 245V246H112ZM118 245H120V247H118ZM124 245H128L126 248V246ZM133 245V246H131ZM179 245V246H178ZM193 245V246H192ZM216 245H218L216 247ZM81 246V247H80ZM90 246V247H89ZM110 246V247H109ZM117 246V248L115 247ZM124 247V249L122 247ZM133 247V249L131 247ZM142 246H146V247H142ZM150 246V247H149ZM164 246V247H163ZM182 246V247H181ZM193 248H192V247ZM204 247V249L202 247ZM63 247V248H62ZM112 247V248H111ZM133 250H131L130 248ZM137 247V248H136ZM170 247V249H169ZM180 249H179V248ZM184 247V248H183ZM188 247V249L186 248ZM214 247H216V249H214ZM66 248V249H65ZM120 248V250L118 249ZM141 249L140 253H139V250ZM191 248V250H190ZM195 248L197 250H195ZM210 250H209V249ZM219 248V249H218ZM61 249L64 251V254H63V251L61 252ZM65 249V250H64ZM68 249V250H67ZM89 249V251H88ZM118 249V251H117ZM137 249L138 252H136L135 250ZM148 249H151V250H148ZM154 249V250H152ZM165 249H166V252H165ZM176 250V252L174 250ZM187 249V251H185ZM210 251H208V250ZM75 250V251H74ZM81 250V251H80ZM87 252H85V251ZM110 250V252H109ZM112 250V251H111ZM115 250L117 251L116 254H115ZM122 250V251H121ZM125 250V251H124ZM159 250H161V253L162 252H165V253H168L169 250L171 251V254L169 253L168 257L166 256V254L164 253V256H163V253H162V256L161 254L159 253H156L157 252H160ZM163 250V251H162ZM181 250V251H180ZM183 250V251H182ZM202 250H205V251H202ZM256 250V249H255ZM123 253H120V252ZM145 251V252H144ZM154 251V253H153ZM168 251V252H167ZM179 252V255L177 256L176 254H178ZM192 252V255H191V252ZM195 251V253H194ZM199 251V252H198ZM109 252V253H108ZM119 252V253H118ZM133 252V253H132ZM136 252V253H135ZM147 252V253H146ZM183 255H182V253ZM197 252V253H196ZM207 252V253H206ZM215 252V254H214ZM218 252V253H217ZM255 251H253L254 253ZM66 253V254H65ZM81 253V254H80ZM85 253V254H84ZM112 255V256H108L107 255ZM112 253V254H111ZM117 254H121L120 256H116L115 255ZM131 253V254H130ZM150 253V254H149ZM153 253V254H152ZM186 253H190L188 256H185L187 255ZM199 253V254H198ZM206 253V254H205ZM213 253V254H212ZM61 254V255H60ZM128 254H130V256H128ZM142 255H146L148 257H145V256H141ZM149 254V255H147ZM205 254V256H204ZM219 254V255H218ZM68 257H67V256ZM82 258H79L80 256ZM132 255V256H131ZM150 255H151V258H150ZM157 255V256H156ZM159 255V256H158ZM171 255V256H170ZM191 255V256H190ZM196 255V256H195ZM210 255V256H209ZM216 255V256H214ZM59 256H60V260H59ZM63 256H66L64 257L65 260L63 259ZM107 256V257H106ZM115 258H114V257ZM125 256V257H124ZM128 256V257H127ZM137 256V257H136ZM182 256L184 258H182ZM198 256V257H197ZM204 256V257H203ZM219 256V257H217ZM70 257V258H69ZM86 257V258H85ZM113 257V258H112ZM120 257L122 259H120ZM133 257V258H132ZM138 257H142L141 259L138 258ZM157 257V259H156ZM161 259H159V258ZM164 257V258H163ZM167 257V258H166ZM170 257V258H169ZM194 257H197V260L196 258ZM260 256L257 255V258H259ZM72 258V259H71ZM75 258V259H74ZM79 258V259H78ZM85 258V260H84ZM103 258V259H101ZM104 258H106L104 260ZM124 258V259H123ZM154 258V259H152ZM163 258V260H162ZM175 258V259H174ZM181 258V259H180ZM189 258V259H188ZM210 258V260H209ZM256 257L255 258H251L253 259L252 261L256 262L257 264H263L264 261V257L262 258V256L260 258L261 259H257ZM22 259V260H20ZM27 259V260H26ZM70 261H69V260ZM74 259V260H73ZM82 259V260H81ZM98 259V260H97ZM100 259V260H99ZM112 259H116V261L114 260V262L111 260ZM127 259V260H126ZM129 259V260H128ZM142 259H144L142 261ZM151 259V260H149ZM178 259V260H176ZM182 259H185L182 261ZM193 259V260H192ZM195 259V260H194ZM201 259V260H200ZM212 259V260H211ZM251 259H247L246 261V264L250 263V264H256V263H252ZM51 260V261H50ZM68 263H67V261ZM78 260V262H77ZM79 260H80V263H79ZM104 260V261H102ZM118 260V262H117ZM124 260V261H123ZM141 260V261H140ZM155 260V261H153ZM158 260V261H157ZM176 262H175V261ZM179 260H181L179 262ZM187 260V261H186ZM189 260V261H188ZM192 260V261H191ZM260 260V261H259ZM12 261V262H11ZM54 261V262H53ZM82 261V263H81ZM110 261V262H109ZM152 261V262H151ZM157 261V262H156ZM171 261L169 260V263H171ZM198 261V262H197ZM205 261H208V262H205ZM259 261V262H258ZM51 262V263H50ZM63 262V263H62ZM73 262V263H72ZM139 262V263H138ZM144 262V263H143ZM146 262V263H145ZM148 262V263H147ZM151 262V263H150ZM106 263V264H107ZM168 261L165 262V264H169ZM173 263V264H174ZM185 264V263H183Z\"/></svg>",
    "mask_w": 264,
    "mask_h": 264
},
{
    "label": "bare ground",
    "instance_id": "obj_2",
    "mask_svg": "<svg viewBox=\"0 0 264 264\" xmlns=\"http://www.w3.org/2000/svg\"><path fill=\"white\" fill-rule=\"evenodd\" d=\"M61 1V0H60ZM79 1H82V0H79ZM92 4H89L87 6H85L84 8L85 9H91L95 7V5L97 4H100L103 0H92ZM119 1H123V0H119ZM135 1V0H134ZM137 1V0H136ZM176 1V4H170V2H175ZM77 2V1H76ZM75 2V5H69L70 7V11H73L75 10L76 12V8L79 6V5H76L77 3ZM83 2H86V0H83ZM83 2H80V3H83ZM124 2V1H123ZM129 2V0L127 1ZM133 2V1H132ZM139 4L137 6H130V7H125L124 5L123 6H120V7H117L116 5H113L112 7L108 8L107 10L104 9V13L107 14L110 18V20L108 22L110 23H106V24H109L107 25L106 27H104V31L102 32V34H106L108 33L110 37H112L111 39H113V43H112V46H111V56L112 55H115V53L117 52L116 50L120 51V55H118V57L116 56V59L114 58V60H116V62H112L114 63V65L111 67V65L109 67H111L113 69H111V73H110V70H109V73L111 74L110 77V84L111 83V80L112 82L114 83V86H110L109 83V87H105L103 85V83H101L102 85V89L103 91H101L103 94H105V97L108 100V98L111 96L113 97V93L119 89H121L123 86V83H119V81H121V79L123 77H120V74L121 73V70H120V67L122 66V56H123V53L125 52L126 48L128 47V51L130 53V56L129 54H127L130 59H127L128 56L125 55V58L126 60H129L130 61V68L132 69V71H129L132 72V73H129L130 76L129 79L127 80L128 82H126V88L125 91L127 90V97L126 99H123V94H120V96L122 95V99L119 100V104H117V102H113L115 104V108H117V111H118V108L119 106H124L126 107L127 109V112L125 113H128L127 116H129V119H128V122L127 123V127H128V130L129 132L135 137L136 136V140H138V138L140 137L141 141L144 142V150L146 151V155H145V160L146 162L141 166H138V168H136L134 171H136L137 169L140 168V181H141V185H142V192H146L147 194V191H150L152 190V188L157 185V184H161L162 182L163 183H169V185L171 186L170 183H175L176 185L178 184V186L180 187L181 189V186H184V187H195L194 191H193V196H195L197 199H198V196H199V191L198 189L200 188V185L202 184H206V183H210V182H217V181H221V179L223 180L221 184H223L225 186L226 189L230 190L231 189V193H230V198H228L229 200H226L228 201L226 203V205H224L223 202H221L224 206L221 207V209H225L227 214L225 216H227V218L225 216H222L219 221V224H218V221L216 223V225H218L219 228H223L225 230H223V232L219 233L220 234V242L218 243V245H216V247L218 246L220 248V254H221V257H223V264H246V261L247 259H251V258H257V255H259L260 257L262 256V258L264 257V215H260V213L258 212L260 208L263 209L264 207V6H259V5H256L257 3V0H139L138 1ZM259 2V1H258ZM62 3V2H61ZM72 3V2H71ZM89 3V2H88ZM116 3V1L114 2ZM117 3H118V0H117ZM135 3V2H134ZM86 4V3H85ZM84 4V5H85ZM102 4V3H101ZM121 5V3H119ZM118 4V6H119ZM261 4V3H260ZM61 5V4H60ZM169 5V6H168ZM251 5V9H247V7ZM35 6V5H34ZM45 6V5H44ZM192 6V10L191 13L189 12V9L190 7ZM40 7V6H39ZM46 7V6H45ZM52 7V6H51ZM250 7V6H249ZM33 8V7H32ZM53 8V7H52ZM42 9V7L40 8ZM102 9V10H103ZM247 9V11H246ZM32 10V9H31ZM47 10H49V8L47 7ZM67 10V9H66ZM94 10V9H93ZM44 11V9H43ZM69 11V13H70ZM97 11V10H96ZM86 12V11H85ZM91 12V11H90ZM79 13V12H78ZM38 14V13H37ZM102 14V12H101ZM3 15V14H2ZM6 15V14H5ZM17 15V14H16ZM19 15V14H18ZM30 15V14H29ZM34 15V14H33ZM32 15V16H33ZM46 15V14H45ZM94 15V14H92ZM89 16V15H88ZM91 16V15H90ZM96 16V15H95ZM103 16V14H102ZM125 16L129 17L128 19L125 18ZM188 16H193L192 17V20L191 22L188 20ZM73 17V16H72ZM93 17V16H92ZM106 16L104 15L102 18H105ZM17 18V17H16ZM55 18V17H54ZM78 18V17H77ZM38 19V18H37ZM69 19V18H68ZM80 19V18H79ZM87 19V17H86ZM93 19V18H92ZM106 19V18H105ZM229 19V21L226 23V20ZM16 20V19H15ZM18 20V19H17ZM30 20V19H29ZM58 20V18H57ZM91 19H88L87 21H89ZM96 20V19H95ZM181 20H184L186 22V20L189 21L190 23V27H186L182 24H180V21ZM21 21V20H20ZM49 21V20H48ZM71 21V20H70ZM98 21V19H97ZM16 22V21H15ZM14 22V23H15ZM37 22V21H35ZM42 23L45 22V21H41ZM79 22V21H78ZM77 22V23H78ZM93 22V21H92ZM96 22V21H95ZM107 22V21H106ZM182 22V21H181ZM17 23V22H16ZM34 23V22H33ZM49 23V22H48ZM47 23V25H48ZM54 23V21H53ZM87 23V22H86ZM94 23V22H93ZM99 23V22H98ZM188 23V25H189ZM192 23V24H191ZM10 24V23H9ZM24 24V22H23ZM35 24V23H34ZM38 24V23H36ZM62 24V23H61ZM76 24V23H74ZM97 24V23H96ZM105 24V22H104ZM105 24V25H106ZM157 24V25H156ZM46 25V24H45ZM44 25V26H45ZM59 25V23H58ZM66 25V24H65ZM82 25V24H81ZM86 25V24H85ZM95 25V24H94ZM100 25V24H99ZM182 25V26H181ZM4 26V25H3ZM10 26V25H9ZM14 26V25H13ZM22 26V24L20 25ZM38 26V25H37ZM41 26V25H40ZM50 27H52L51 25H49ZM48 26V28H49ZM62 26V25H61ZM88 26V25H87ZM98 26V24H97ZM101 26H102V23H101ZM5 27V26H4ZM70 27V26H69ZM94 27V26H93ZM99 27V26H98ZM33 28V27H32ZM41 28V27H40ZM46 28V27H45ZM55 28V27H54ZM61 28V27H60ZM65 28V27H64ZM14 29V28H13ZM22 29V28H21ZM26 29V28H25ZM44 29V28H43ZM53 29V28H52ZM76 29V27H75ZM89 29V28H88ZM94 29V28H93ZM108 29V31H106ZM172 30L174 33L176 32L177 35L178 33H183V35L179 38L180 39V43L182 42V44L191 52H195L196 54V59L194 61H191V62H185V60L183 61L181 58H180V53L181 52H177L172 46V41L170 40L171 39V36L172 35V39L175 40L173 36H175V34H170V33H173L171 32L170 30ZM29 30V29H28ZM34 30V29H33ZM41 30V29H38V31ZM56 30V29H54ZM175 30V31H174ZM36 31V32H38ZM59 30H56V34H58L59 32H57ZM64 31H66V29H64ZM71 31V30H70ZM99 31V30H98ZM101 31V30H100ZM168 31H170L168 33ZM40 32V31H39ZM45 32V31H44ZM50 32V31H48ZM52 32V31H51ZM50 32V33H51ZM60 32L62 33L61 29H60ZM93 32V31H92ZM91 32L90 36L93 34ZM17 33V32H16ZM16 33H14V35H12L11 33L9 34L8 32H3V30L0 29V34H4L6 35V40H9L10 38H13L15 39V35ZM20 33V32H19ZM32 33V32H31ZM34 33V31H33ZM41 33V32H40ZM50 33H47L48 35ZM82 33V32H81ZM90 33V32H89ZM23 34V32H22ZM28 34V33H27ZM39 34V33H38ZM44 34V33H43ZM55 33H53L52 36H54ZM65 34V33H64ZM67 34V33H66ZM88 34V33H86ZM180 34V35H181ZM20 35V34H19ZM35 35V33H34ZM37 35V34H36ZM59 35V34H58ZM68 35V34H67ZM72 35V34H71ZM81 35V34H80ZM95 35V34H94ZM99 35V34H98ZM101 35V34H100ZM25 36V35H24ZM33 36V35H32ZM31 36V37H32ZM38 36V35H37ZM36 36V41L40 42L41 40H39V37L37 38ZM42 36V35H40ZM51 36V35H50ZM69 36V35H68ZM86 36V35H84ZM88 36V38L90 37ZM107 36V35H106ZM23 37V35H22ZM45 37V35H44ZM60 37V36H59ZM82 37V36H81ZM96 37V36H93V38ZM99 37V36H98ZM109 37V38H110ZM21 38V37H20ZM33 38V37H32ZM31 38V39H32ZM55 38V37H54ZM57 38V36H56ZM63 36H61V38H58L59 40L62 39ZM71 38V37H70ZM79 38V37H77ZM83 38V37H82ZM92 38V37H91ZM140 39V42L138 41V47L135 48L134 46L136 45H131L129 42L133 43L135 42L137 39ZM23 39V38H22ZM35 39V38H34ZM41 39V38H40ZM69 39V38H68ZM66 39V40H68ZM74 39V38H73ZM71 39V40H73ZM76 39V38H75ZM97 39V38H96ZM100 38H98L99 40ZM27 40V39H26ZM33 40V39H32ZM45 40H48L47 37L45 38ZM51 40V39H50ZM78 40V39H77ZM80 40V39H79ZM91 40V39H90ZM93 40V39H92ZM170 40V43L168 42ZM176 40H179L178 39V36H177V39ZM24 41V40H23ZM35 41V40H33ZM35 41V42H36ZM44 41V40H43ZM61 41V40H60ZM59 41V42H60ZM85 41V40H84ZM88 41V40H87ZM97 41V40H96ZM95 41V42H96ZM100 41V40H99ZM107 41V40H106ZM105 41V43H106ZM111 41V40H110ZM7 42V41H5ZM33 42V43H35ZM36 42V43H37ZM78 42V41H77ZM137 42V41H136ZM177 42V41H176ZM13 43L11 46L8 47V51L9 53L10 52H14L18 51L19 48H17L18 45H21V41L15 39L14 42H11ZM48 43H50V41H48ZM55 43V41H54ZM52 43V44H54ZM62 43V42H60ZM86 43V42H84ZM84 43L81 47L84 46ZM102 43V41H101ZM104 43V42H103ZM104 43V44H105ZM108 43V41H107ZM106 43V44H107ZM110 43V44H111ZM175 43V42H173ZM179 43V42H177ZM175 43V44H177ZM180 43H179V46L176 45V48L179 47V50H180ZM56 44V43H55ZM90 44V43H89ZM103 44V45H104ZM105 44V45H106ZM109 44V43H108ZM107 44V45H108ZM109 44V45H110ZM8 45V44H7ZM34 45V44H33ZM40 45V43H39ZM42 45V44H41ZM76 45V44H75ZM93 45V42H91V46ZM102 45V44H101ZM101 45L97 44V47H102ZM108 45V47H109ZM30 46V45H29ZM68 46V45H67ZM96 47V44L94 45ZM93 46V47H94ZM127 46V47H126ZM175 46V45H174ZM178 46V47H177ZM1 47V46H0ZM21 47V46H20ZM33 47V46H32ZM56 47V46H55ZM78 47V46H77ZM80 47V48H81ZM87 47V46H84L83 49ZM90 47V46H89ZM171 47L173 49H171ZM27 48V47H26ZM34 48V47H33ZM38 48V47H37ZM61 48V46H60ZM65 48V47H64ZM68 48V47H67ZM66 48V49H67ZM70 48V47H69ZM68 48V49H69ZM73 48V47H72ZM75 48V47H74ZM73 48V49H74ZM79 48V47H78ZM104 48V46H103ZM103 48H100L101 50ZM181 48H183V46H181ZM2 49V48H1ZM31 49V48H30ZM38 49H44L43 47H40ZM82 49V50H83ZM86 49V48H85ZM89 49V48H88ZM91 49V48H90ZM110 49V47H109ZM145 49V52L143 51ZM45 50V49H44ZM78 50V49H77ZM82 50H78L80 53L82 52ZM94 50H96L94 48ZM94 50H93V53H94ZM104 50V49H103ZM21 51V49L19 50ZM17 52L15 55H19V53H21L23 51V48H22V51L21 52ZM25 51V50H24ZM30 51V50H29ZM76 51V50H75ZM86 51V50H85ZM89 51V50H88ZM105 51V50H104ZM104 51H100V52H104ZM3 52V51H2ZM1 52V53H2ZM6 52V51H5ZM33 52V51H31ZM41 52V50H40ZM43 52V51H42ZM70 52V51H69ZM87 52V51H86ZM108 52V50L106 51V53ZM159 53L158 56H153V53ZM186 52V51H185ZM184 52V54H185ZM7 53V54H9ZM28 53V52H27ZM39 53V52H38ZM44 53V52H43ZM74 53V52H73ZM77 53V51H76ZM79 53V54H80ZM85 52H83L84 54ZM89 53V52H87ZM99 53V51H98ZM101 53V54H102ZM119 53V52H117ZM126 53V52H125ZM124 53V54H125ZM155 53V54H156ZM189 53V52H188ZM3 54V53H2ZM1 54V55H2ZM70 54H72V52H70ZM82 54V55H83ZM92 54V53H91ZM154 54V55H155ZM5 55V54H4ZM21 55V54H20ZM19 55V56H20ZM23 55V54H22ZM60 54H57V56H59ZM77 55V54H74V56ZM109 55V54H108ZM14 56V55H13ZM24 57L26 56L25 54L23 55ZM29 56V54H28ZM43 56V55H42ZM55 56V55H54ZM86 56H88L86 54ZM89 56L90 53H89ZM93 56V55H92ZM107 56V55H106ZM111 56H109L108 61L109 59H111ZM185 56V55H184ZM11 57V56H9ZM17 57V56H16ZM31 57H34V56H31ZM30 57V58H31ZM55 57V58H56ZM95 57V56H94ZM102 57V56H101ZM100 57V59H102ZM115 57V56H114ZM2 58V57H1ZM3 58H5L3 56ZM8 58V57H7ZM19 58V57H18ZM35 58V57H34ZM39 58V57H38ZM37 58V59H38ZM61 58V57H60ZM82 58V61H83V56L80 57V60ZM189 57H187V60H188ZM20 59V58H19ZM28 59V57H27ZM86 59V58H85ZM93 59V57H92ZM8 60V59H7ZM26 60V59H25ZM24 60V62H26ZM29 60V59H28ZM45 60V59H44ZM51 60V59H50ZM58 60V59H57ZM124 60V58H123ZM125 60V61H126ZM186 60V61H187ZM192 60V59H191ZM1 61V60H0ZM13 61H14V58H13ZM31 61H34L33 58L31 59ZM52 61V60H51ZM50 61V62H51ZM60 62H62V59L59 60ZM79 61V60H78ZM80 61V62H82ZM89 60H87L86 62H89ZM93 61V60H92ZM124 61V62H125ZM3 62V61H2ZM6 62V61H5ZM8 62V61H7ZM6 62V63H7ZM23 61H21L22 63ZM28 62V61H27ZM26 62V63H27ZM30 62V61H29ZM38 62V61H37ZM36 62V63H37ZM77 62V61H75ZM79 62V63H80ZM91 62V61H90ZM94 62H96L94 60ZM102 62V60H101ZM106 62V61H105ZM110 62V61H109ZM128 62V61H127ZM126 62V63H127ZM20 63V64H21ZM25 63V64H26ZM35 63V62H34ZM33 63V64H34ZM42 62H40L41 64ZM49 63V62H48ZM78 63V62H77ZM75 63V64H77ZM83 63H85L83 61ZM93 63V62H91ZM99 63V62H98ZM125 63V64H126ZM129 63V62H128ZM127 63V64H128ZM16 65H18L17 63H15ZM19 64V65H20ZM24 64V63H23ZM22 64V65H23ZM52 64V63H51ZM50 64V65H51ZM73 63V66L75 65ZM86 64V63H85ZM95 64V63H93ZM97 64V63H96ZM95 64V65H96ZM100 64V63H99ZM124 64V63H123ZM124 64V65H125ZM2 65V63H1ZM4 65V64H3ZM15 65V67H16ZM32 65V64H31ZM45 65V64H44ZM43 65V66H44ZM80 67L83 66L82 63L79 64ZM77 65V66H79ZM107 65V64H106ZM8 66V64H7ZM12 66V65H10ZM21 66V65H20ZM19 66V67H20ZM37 66V65H36ZM35 66V67H36ZM42 66V65H41ZM42 66V67H43ZM48 66V65H47ZM75 66V67H77ZM89 66H92L90 63H89ZM127 66V65H126ZM3 67V66H2ZM13 67V66H12ZM23 67V66H22ZM21 67V68H22ZM25 67V66H24ZM51 67V66H50ZM55 67V66H54ZM98 67V65H97ZM96 67V68H97ZM105 67V66H104ZM114 67V68H113ZM123 67V66H122ZM121 67V68H122ZM17 68V67H16ZM32 68V67H31ZM39 68V67H38ZM49 68V67H48ZM47 68V69H48ZM52 68V67H51ZM87 68V67H86ZM90 68V69H89ZM86 69V72L87 70H91L92 67H89ZM124 68V67H123ZM5 69V68H3ZM43 69V68H42ZM46 69V68H45ZM46 69V70H47ZM61 69V68H60ZM101 69V68H100ZM107 69V68H106ZM125 69V68H124ZM1 70V69H0ZM36 70V69H35ZM34 70V71H35ZM55 70H56V67H55ZM54 70V71H55ZM83 70V69H82ZM85 70V68H84ZM105 70V69H104ZM5 72V70H3ZM2 71V72H3ZM24 71V70H23ZM49 71H53V69H49ZM62 71V70H61ZM76 71V70H75ZM120 71V72H119ZM123 71H126L123 70ZM127 70V72H129ZM1 71H0V79H3V81L5 82V85L3 86L4 90H3V95L6 97L9 95V92L6 90V87L9 86L12 82V79L11 77H13L14 75L11 74L10 72H6L3 74ZM60 72V71H59ZM80 72V71H78ZM97 72V71H96ZM107 72V71H106ZM36 73V72H35ZM51 73V72H50ZM54 73V72H53ZM51 73V74H53ZM89 73V72H88ZM59 75H61V73H58ZM63 74V73H62ZM65 74V73H64ZM78 74V73H77ZM81 73H79L80 75ZM87 74V73H86ZM103 74V73H102ZM101 74V75H102ZM108 74V72H107ZM104 77H109V75H107ZM127 74V73H126ZM22 75V74H21ZM20 75V76H21ZM48 75V74H47ZM50 75V74H49ZM54 75H57L56 73ZM58 75V76H59ZM92 75V74H90ZM124 75H125V72H124ZM18 76V75H17ZM31 76V75H30ZM62 76V75H61ZM70 76V75H69ZM78 75H76L77 77ZM84 78H85V73H84ZM100 76V74H99ZM16 77V76H15ZM23 77V76H22ZM57 77V76H56ZM75 77V76H74ZM80 77V76H79ZM88 79H89V76H87ZM127 77V78H128ZM19 78V77H18ZM17 78V79H18ZM21 78V77H20ZM26 78V77H25ZM32 78V77H31ZM36 78V77H35ZM44 78V77H43ZM64 78V76H63ZM72 78V77H71ZM70 78V80H71ZM94 78V76H93ZM96 78V77H95ZM100 78V77H99ZM102 78V76H101ZM126 78V79H127ZM15 79V80H17ZM29 79V78H28ZM40 79V78H39ZM42 79V78H41ZM40 79V80H41ZM47 79V78H46ZM51 79V78H50ZM49 79V80H50ZM59 79V78H57ZM68 81H69V78H67ZM74 79V78H73ZM72 79V81H73ZM103 79V78H102ZM124 79V78H123ZM122 79V80H123ZM125 79V80H126ZM22 80V79H21ZM23 80H24V77H23ZM22 80V81H23ZM31 80V79H29ZM37 80V79H36ZM44 80V79H42ZM54 80V79H53ZM80 80H82V77H80ZM104 80V79H103ZM108 80V79H107ZM105 80V83L106 81ZM124 80V81H125ZM180 80H184L183 82L184 85L182 86H179L177 87L176 84L178 83V81ZM11 81V82H10ZM18 81V80H17ZM38 81V80H37ZM56 81V80H54ZM62 81V80H61ZM76 81V80H75ZM100 81V80H99ZM2 82V81H1ZM19 82V81H18ZM24 82V81H23ZM25 82L27 83L28 80H25ZM32 82V81H31ZM36 82V81H34ZM40 82V81H39ZM45 82V80H44ZM51 82V81H50ZM53 82V81H52ZM74 82V81H73ZM78 82V81H77ZM95 84L97 83L96 81H94ZM182 82V81H181ZM182 82V83H183ZM20 83V82H19ZM25 83V84H26ZM70 83V82H69ZM104 83V84H105ZM119 83V86H122L119 88V86L117 85ZM36 84V83H35ZM41 84H44V83H41ZM46 84V82H45ZM44 84V85H45ZM50 84V83H49ZM52 84V83H51ZM55 84V82H54ZM57 84V83H56ZM60 84V83H59ZM72 84V83H71ZM98 84V83H97ZM125 84V83H124ZM17 85V83H16ZM22 85V83L20 84ZM38 85V84H37ZM36 85V86H37ZM47 85V84H46ZM53 85V84H52ZM64 85V84H63ZM66 85V83H65ZM64 85V87H65ZM68 85V84H67ZM74 85V84H73ZM72 85V86H73ZM85 85V84H83ZM82 85V86H83ZM106 85V84H105ZM2 86V85H1ZM23 86V85H22ZM34 86V88L36 87ZM39 86V85H38ZM55 86V85H54ZM70 86V87H72ZM79 86V85H78ZM81 86V85H80ZM79 86V87H80ZM92 86V85H91ZM94 86V85H93ZM125 86V85H124ZM17 87V86H16ZM21 87V86H20ZM46 86H44L45 88ZM51 87V86H50ZM61 87V86H60ZM68 87V86H66ZM77 87V86H76ZM75 87V88H76ZM88 87H90V85H88ZM98 87V86H97ZM29 88V87H28ZM42 87L39 88V90L41 89ZM48 88V87H47ZM57 88V87H56ZM91 88V87H90ZM94 88V87H93ZM23 90H25L24 88H22ZM64 89V88H63ZM69 89V88H68ZM81 89V88H80ZM84 89V88H83ZM86 89V87H85ZM88 89V88H87ZM97 89V88H95ZM101 89V90H102ZM14 90V88H13ZM21 89H15L14 91V96H13V99H15L16 101H19L21 98H22V94L25 92ZM27 90V89H26ZM37 90V89H36ZM54 90V89H53ZM61 90V89H60ZM65 90V89H64ZM76 90V89H75ZM93 90V89H92ZM90 90V92L92 91ZM30 91V90H29ZM50 91V89H49ZM63 91V90H62ZM78 91V90H77ZM1 92V91H0ZM38 92V91H37ZM45 92V91H43ZM42 92V93H43ZM54 92V91H53ZM57 92V91H56ZM61 92V91H60ZM59 92V93H60ZM73 92V90L71 91ZM85 92V91H84ZM94 92V91H93ZM97 92V90L95 91ZM99 92V91H98ZM97 92V93H98ZM27 93V92H26ZM76 93V92H75ZM74 93V94H75ZM87 93H88V90H87ZM92 93V92H91ZM94 94V96L97 95ZM118 93V92H117ZM126 93V92H125ZM2 94V93H1ZM51 94V93H50ZM58 95V92L56 93ZM79 95V91L77 93ZM86 94V93H85ZM84 94V96H85ZM1 95V96H3ZM27 95V94H26ZM39 95V94H38ZM47 95H49L47 93ZM83 96V94H81ZM99 95V94H98ZM101 95V94H100ZM72 96V95H71ZM91 96H93L91 94ZM103 96V95H102ZM28 97V96H27ZM64 97V96H63ZM68 97V96H67ZM73 97V96H72ZM78 97V96H77ZM86 97V96H85ZM101 97V96H100ZM41 98V97H40ZM55 99L56 98V95L54 93H52L50 95V97L48 99ZM70 98V96H69ZM84 98V97H83ZM82 98V99H83ZM87 98L89 99V97L87 96ZM94 98V97H93ZM104 98V96L102 97ZM119 98V97H118ZM23 99V98H22ZM62 99V98H60ZM85 99V98H84ZM96 98H94V101H95ZM101 100V98H99ZM114 99V98H113ZM8 100V99H7ZM24 100V99H23ZM26 100V98H25ZM42 100V99H41ZM45 100V99H44ZM43 100V101H44ZM66 99H64L62 101V103L65 101ZM91 100V98H90ZM117 100V99H116ZM1 101H2V98H1ZM21 101V100H20ZM30 101V100H29ZM28 101V102H29ZM42 101V102H43ZM59 101V100H58ZM69 101V100H68ZM74 101V100H73ZM76 101V100H75ZM85 101V100H84ZM89 101V100H88ZM87 99L85 102H88ZM104 101V99H103ZM109 101V100H108ZM112 101V99H111ZM115 101V100H114ZM124 101H126L124 103ZM45 102V101H44ZM52 102V101H51ZM54 102V101H53ZM57 102V101H55ZM61 102V100H60ZM59 102V103H60ZM79 102V100H78ZM83 102V101H82ZM90 102V101H89ZM102 102V101H101ZM4 103V102H3ZM17 103H23V102H17ZM27 103V102H26ZM47 102H45V106L47 105L46 104ZM50 103V102H49ZM48 103V104H49ZM59 103L57 105V108L59 106ZM72 103V102H71ZM70 103V104H71ZM84 103V102H83ZM94 103V102H93ZM100 103V102H99ZM112 103V102H111ZM109 103V104H111ZM24 104V103H23ZM28 104H31V103H28ZM38 104V103H37ZM35 104V105H37ZM40 104H41V101H40ZM44 104V103H42ZM52 104L50 107H54V105L56 104H53V103H50ZM49 104V105H50ZM65 104V103H64ZM90 104V103H89ZM95 104V103H94ZM93 104V105H94ZM97 104V102H96ZM104 103H102L101 105H103ZM3 104H1L2 106ZM34 105V106H35ZM72 105V104H71ZM86 105V103H85ZM113 105V104H111ZM27 106V105H26ZM33 105H31L32 107ZM43 106V105H42ZM41 106V107H42ZM78 106V105H77ZM76 106V108H77ZM88 106V104H87ZM99 106V105H98ZM108 106V105H107ZM121 106V107H122ZM18 107H21L22 106H18ZM40 107V106H39ZM64 107V106H63ZM66 107V106H65ZM64 107V109H65ZM69 107V106H68ZM81 107V106H80ZM83 107V106H82ZM101 107V106H100ZM6 108H9V107H6ZM11 108V107H10ZM24 108V107H23ZM34 108V107H33ZM36 108L35 107V111H36ZM56 108V107H55ZM60 108L61 110L63 109L61 107V104H60ZM59 108V110H60ZM91 108V107H89ZM98 108V107H97ZM103 107H101V110H102ZM107 108V107H106ZM105 108V110H107ZM3 109V108H2ZM2 109L0 111H2ZM43 110V108H40L38 109L39 111L40 110ZM46 109V107L44 108ZM50 110V108H48ZM47 109V110H48ZM77 109L80 110V108L78 107ZM87 109V108H86ZM113 109V108H112ZM113 109V110H114ZM16 110V109H15ZM24 110V109H23ZM26 110V109H25ZM34 110V109H33ZM91 110V109H90ZM92 110H94L92 108ZM99 110V109H98ZM109 110V109H108ZM112 110V111H113ZM124 110V108H123ZM29 111V109H28ZM34 111V112H35ZM58 111V109L56 110ZM67 111V110H66ZM81 111V110H80ZM87 111V110H86ZM86 111H83V108H82V112L81 114L83 115L84 113L87 114ZM103 111V110H102ZM111 111V110H110ZM115 111V110H114ZM121 111V110H120ZM119 111V112H120ZM19 112V111H18ZM41 112H45V111H41ZM50 112H53L52 110L47 112L48 114ZM65 112V110H64ZM78 112V110H77ZM101 112V111H100ZM106 112V111H104ZM103 112V114H104ZM4 113V112H2ZM15 113V112H14ZM36 113V112H35ZM34 113V114H35ZM45 113V114H47ZM53 113H60V112H53ZM62 113V112H61ZM75 113V112H74ZM79 113V112H78ZM95 113V112H94ZM98 113V112H97ZM115 113V112H114ZM121 113V112H120ZM124 113V112H123ZM99 114H102V113H99ZM107 114V113H106ZM119 114V113H118ZM117 114V115H118ZM29 115V112L28 114ZM33 115V114H32ZM59 115V114H57ZM77 115V113H76ZM5 116V115H4ZM22 116V115H20ZM52 116H55L56 117V114H52ZM50 116V117H52ZM85 116V115H84ZM87 116V115H86ZM90 116V115H89ZM107 116V115H106ZM112 116V115H111ZM123 116H126V114H124ZM11 117V116H10ZM39 117V116H38ZM78 117V115H77ZM76 117V119H77ZM100 117V116H99ZM116 117V116H115ZM137 117L140 118V121H136ZM3 118V117H2ZM1 119V117H0ZM14 119V117H13ZM12 119V120H13ZM79 119V117H78ZM82 119V117H81ZM89 120H91V117H88ZM105 119V117H104ZM110 119V117H109ZM112 119V117H111ZM122 119V117H121ZM35 120V119H34ZM52 120H53V117H52ZM52 120H50V122H52ZM55 120V119H54ZM53 120V121H54ZM60 120V117H58V119L56 118V121ZM72 120L75 121L73 119V116H72ZM72 120H70L72 122ZM126 120V119H125ZM15 121V119H14ZM20 121V120H19ZM24 121V119H23ZM22 121V122H23ZM33 121V120H32ZM31 121V122H32ZM46 121V120H45ZM55 121V122H56ZM88 121V120H86ZM37 122V121H36ZM41 122L43 123V121L41 120ZM84 122V121H83ZM95 122V121H94ZM125 122V121H124ZM127 122V121H126ZM152 122L154 123L152 125ZM12 123V122H11ZM17 123V122H16ZM20 123V122H19ZM45 123V122H44ZM47 123V122H46ZM49 123V122H48ZM79 123V122H78ZM93 123V122H92ZM103 123V122H102ZM108 123V122H107ZM109 123L111 124L112 122L109 121ZM108 123V124H109ZM14 124V123H13ZM22 124V123H21ZM26 124V123H25ZM36 124V123H35ZM61 124V122H60ZM84 124V123H83ZM87 124H89L87 122ZM113 124V123H112ZM6 125H7V122H6ZM10 125V124H9ZM12 125V124H11ZM17 125V124H16ZM27 125V124H26ZM40 125V124H39ZM48 125V124H47ZM71 125V124H70ZM69 125V126H70ZM90 125V124H89ZM124 125V124H123ZM8 126V125H7ZM6 126V127H7ZM23 126V124L21 125V127ZM37 126V124H36ZM51 126V125H49ZM48 126V127H49ZM63 126V125H62ZM65 126V125H64ZM73 126V125H72ZM76 126V125H75ZM87 126V125H86ZM113 126H115L113 124ZM19 127V126H18ZM25 127V126H24ZM43 127V126H42ZM47 127V126H45ZM55 127V126H54ZM67 127V126H66ZM74 127V126H73ZM112 127V126H110ZM120 128V126H117ZM115 126V129L117 128ZM5 128V127H4ZM28 128V127H27ZM39 128V127H37ZM53 128V127H52ZM59 128V126H58ZM71 128V127H70ZM82 128V126L79 127V129ZM85 128V127H84ZM87 128H90L91 127H87ZM94 128V127H93ZM96 128V127H95ZM94 128V129H95ZM98 128V126H97ZM7 129V128H6ZM29 129V128H28ZM50 130V128H48ZM65 129V128H64ZM88 129V130H90ZM123 129V128H122ZM20 130V128H19ZM35 130V129H34ZM37 130V129H36ZM35 130V131H36ZM41 130V129H40ZM78 130V128H75L74 131ZM93 130V129H92ZM112 130V129H111ZM21 131V130H20ZM26 131V130H25ZM52 131V130H51ZM81 131V130H79ZM96 131V129L94 130ZM124 131V130H123ZM122 131V132H123ZM13 132V131H12ZM24 132V130H23ZM21 132V133H23ZM38 132V131H37ZM49 132V131H48ZM56 132V131H54ZM62 132V131H61ZM64 132V131H63ZM70 132V131H69ZM73 132V131H72ZM90 133V131H88ZM98 132V131H96ZM113 132V131H112ZM111 132V133H112ZM9 133V132H8ZM26 133V132H25ZM40 133V132H39ZM44 133V132H43ZM47 133V132H45ZM50 133V132H49ZM57 133V132H56ZM55 133V135H57ZM65 133V132H64ZM63 133V136L67 137L66 135H69V133L65 134L64 135ZM76 133L77 135V132H74ZM73 133V134H74ZM116 133V132H114ZM125 133H126V130H125ZM24 134V133H23ZM31 134V133H30ZM42 134V133H41ZM40 134V135H41ZM48 134V133H47ZM59 134V133H58ZM72 134V135H73ZM93 134H96V133H93ZM102 134H105V133H102ZM124 134V133H123ZM10 135V134H9ZM43 135V134H42ZM49 135V134H48ZM101 135V134H100ZM113 135V134H112ZM125 135V134H124ZM31 136V135H30ZM29 136V137H30ZM45 136V135H44ZM50 136V135H49ZM58 136V135H57ZM60 136V135H59ZM70 136V135H69ZM68 136V137H69ZM107 136V135H105ZM103 136V137H105ZM111 136V135H110ZM109 136V137H110ZM130 136V135H129ZM138 136V137H137ZM11 137V136H10ZM32 137V136H31ZM40 137V136H39ZM54 137V136H53ZM62 137V136H61ZM58 138V140L56 141H60V138ZM94 137L96 138L97 135ZM102 137V136H101ZM114 137V136H113ZM118 137V136H117ZM127 137V136H126ZM125 137V140H127L128 138ZM131 137V136H130ZM36 138V137H35ZM48 139H50L49 137H47ZM63 138V137H62ZM93 138L91 135H87V133H83L80 138H78V136L75 138L76 140V143L74 142L72 144V142H67L63 148L60 150L59 152H57V156H56V163L54 162V168L53 170L54 171H57V172H64V170L66 169H70L72 172H73V169H75L76 167V163L77 161H83L84 157H85V150L84 148H81L82 146H90L92 145L91 142H93V140L95 139ZM115 140H116V137H114ZM113 138V139H114ZM120 138V137H119ZM10 139V138H9ZM33 139V138H32ZM39 139V138H37ZM41 139V138H40ZM55 139V138H54ZM57 139V138H56ZM64 139V138H63ZM68 139H71V138H68ZM67 139V140H68ZM31 140V139H30ZM34 141L36 139H33ZM73 139H71L72 141ZM99 140V139H98ZM102 140V139H101ZM120 140V139H119ZM122 140V139H121ZM129 140V139H128ZM127 140V141H128ZM138 140V141H139ZM32 141V140H31ZM33 141V142H34ZM37 141V140H36ZM46 141V140H45ZM54 141V143L56 142ZM107 141V139H106ZM42 142V141H40ZM50 142V141H48ZM47 142V143H48ZM61 142V141H60ZM95 142V141H94ZM93 142V143H94ZM113 142V141H112ZM122 142H124V140H122ZM121 142V143H122ZM126 142V141H125ZM142 142V143H143ZM62 143V142H61ZM60 143V145H62ZM64 143V141H63ZM131 143V142H129ZM140 143V141L138 142ZM37 144V142H36ZM39 144V143H38ZM37 144V145H38ZM43 144V143H42ZM97 144V143H95ZM93 144V146L95 145ZM107 144V143H106ZM115 144V143H114ZM141 144V143H140ZM41 145V143H40ZM57 145V144H56ZM128 145V144H126ZM132 145V143H131ZM50 147V145H48ZM92 148L94 149L96 146H94ZM99 146V145H98ZM108 146V145H107ZM106 146V147H107ZM31 147V146H30ZM39 147V146H38ZM128 147H132V146H129ZM33 148V146H32ZM47 148V147H46ZM97 148V147H96ZM137 148V147H135ZM34 149V148H33ZM32 149V150H33ZM36 149V148H35ZM48 149H53V148H48ZM87 149V148H86ZM126 149V148H125ZM132 149V148H131ZM31 150V149H30ZM54 150V149H53ZM96 150V149H95ZM98 150V149H97ZM102 150L104 151L105 150V147L102 146L101 147V154H102ZM112 150H113V147H112ZM115 150V149H114ZM121 150V149H120ZM128 149L125 150V152L127 151ZM89 151V150H88ZM119 151V150H118ZM137 151V150H135ZM32 152V151H31ZM51 152V151H50ZM54 152V151H53ZM95 152V151H94ZM99 152V151H98ZM105 152V151H104ZM113 152V151H112ZM128 152H131V154H134V151H128ZM139 152V151H138ZM137 152V153H138ZM35 153V152H34ZM46 153V152H45ZM108 153V151L106 152ZM113 153L116 154V152L114 151ZM51 154V153H49ZM86 154H89L88 152H86ZM123 154V153H122ZM128 154V153H127ZM141 154V153H140ZM35 155V154H33ZM37 155V154H36ZM40 155V154H39ZM126 155V153H125ZM136 154H134L135 156ZM143 155V154H142ZM38 156V155H37ZM106 156V155H105ZM137 156V155H136ZM153 156H155L154 158L156 160H166V165L168 167L167 171H159V173H155L154 171H152L150 168H149V162H150V157L152 158ZM43 157V156H42ZM40 157V160L41 158ZM51 157V156H50ZM54 157V156H53ZM89 157H92V156H89ZM102 158H104L103 156H100ZM129 157V156H128ZM127 157V158H128ZM132 157V156H130ZM129 157V158H130ZM33 158V156H32ZM44 158V157H43ZM46 158H49L46 157ZM86 158H88L86 156ZM108 158V157H107ZM116 158V157H114ZM125 159V157H123ZM126 158V160H128ZM35 159V158H34ZM38 159V158H37ZM50 159V158H49ZM91 159V158H90ZM95 159V158H94ZM121 159V158H120ZM131 159V158H130ZM142 159V157H141ZM154 159V160H155ZM85 160V159H84ZM103 161H106L108 163L107 160L102 159ZM42 161V160H41ZM48 161V160H47ZM50 161V160H49ZM53 161H55V159H53ZM52 161V162H53ZM79 161V162H80ZM81 161V162H82ZM86 161H88V164H89V160L86 159ZM102 161V162H103ZM113 161V160H111ZM125 161V160H124ZM131 161V160H130ZM129 160L127 161L128 163L130 162ZM152 161V160H151ZM161 161V162H162ZM51 162V163H52ZM95 162H98L97 160ZM99 162H100V159H99ZM110 162V161H109ZM141 162V161H140ZM156 161H154L153 163H155ZM159 162V161H158ZM160 162V163H161ZM48 163V162H47ZM91 163V162H90ZM106 163V164H107ZM120 163V162H119ZM122 163V162H121ZM137 163V162H136ZM38 164V162L36 163ZM93 164V161L91 163V165ZM99 164V163H98ZM104 164V165H106ZM116 164V163H115ZM6 165V164H5ZM8 165V164H7ZM79 165V163H78ZM82 165V169L84 170V166L83 164ZM79 165V167L81 166ZM90 165V164H89ZM134 165V164H133ZM156 165V163H155ZM158 165V163H157ZM156 165V166H157ZM165 165V163L163 164ZM165 165V166H166ZM19 166V165H18ZM41 166V165H40ZM46 166V165H45ZM49 166V165H48ZM46 166V167H48ZM52 166V165H51ZM49 166V167H51ZM99 166V165H97ZM103 166V165H102ZM160 166V164H159ZM158 166V167H159ZM4 167V166H3ZM8 167V166H7ZM5 166V169L7 168ZM33 167V166H32ZM36 167V166H35ZM33 167V168H35ZM39 167V165H38ZM44 166L42 165V168ZM84 167V168H83ZM104 167V166H103ZM110 167H113V166H110ZM109 167V168H110ZM118 167V165H117ZM132 167V166H131ZM136 167V166H135ZM152 167V166H151ZM163 167V166H162ZM210 167H212L211 170H208ZM32 168V169H33ZM52 168V167H51ZM114 168V167H113ZM126 168V167H125ZM154 168V167H153ZM11 169V168H10ZM41 169V168H40ZM48 169V168H47ZM50 169V168H49ZM81 169V168H80ZM88 169V167H87ZM100 169V167L98 168ZM128 169V168H127ZM157 169V168H156ZM160 169V168H159ZM166 169V168H165ZM13 170V169H12ZM42 170V169H41ZM44 170V169H43ZM52 170V169H50ZM102 170V169H101ZM111 170V169H110ZM116 170V169H115ZM164 170V169H163ZM8 171V170H7ZM15 171V170H14ZM35 171V170H33ZM132 171V170H131ZM130 171V172H131ZM139 170H137L138 172ZM17 172V171H16ZM15 172V173H16ZM19 172V171H18ZM41 172V171H40ZM47 172V170H46ZM52 172V171H51ZM56 172V173H57ZM77 174L80 172H78V168L76 170ZM75 172V173H76ZM112 172V171H111ZM124 172V171H123ZM11 174V172H9ZM45 172H43L44 174ZM50 173V172H48ZM47 173V174H48ZM88 173V172H86ZM20 174V173H18ZM17 174V175H18ZM51 174V173H50ZM55 174L54 172L51 174L53 175ZM85 175V173H83ZM134 174V172L132 173ZM12 175V174H11ZM60 175V174H59ZM64 175V173H63ZM68 175V174H66ZM74 175V174H73ZM72 175V176H73ZM117 175V174H116ZM138 175V174H137ZM36 176V175H35ZM42 175H40L41 177ZM44 176V175H43ZM78 176V175H77ZM76 176V178H77ZM79 176H80V173H79ZM114 176V175H113ZM125 176V175H124ZM135 176V175H134ZM21 177V176H20ZM84 177V176H82ZM120 177V176H119ZM133 177V176H132ZM131 177V178H132ZM19 178V177H18ZM43 178V177H41ZM45 178V177H44ZM47 178V177H46ZM49 178H53V177H49ZM63 179V177H60ZM67 178L69 179V176L66 177V180H64V184H67L65 183V181L68 182ZM75 178V177H74ZM75 178V179H76ZM86 178V177H85ZM90 178V177H89ZM115 178V177H113ZM54 179V178H53ZM78 180L80 179L77 178ZM76 179V180H77ZM88 178H86L87 180ZM130 179V178H129ZM46 180V179H44ZM48 180V178H47ZM56 179H54L55 181ZM63 180H60V182H62ZM77 180V181H78ZM128 180V179H127ZM127 180H122L124 182H126ZM133 180V179H132ZM42 181V180H41ZM51 181V180H50ZM53 181V180H52ZM57 181V182H59ZM82 181V180H81ZM89 181V179L87 180ZM92 181V180H91ZM90 181V182H91ZM40 182V181H39ZM69 182H73V178H72V181H71V178L69 179ZM83 182V181H82ZM116 182V181H115ZM36 183V182H34ZM38 183V182H37ZM36 183V184H37ZM41 183V182H40ZM43 183V182H42ZM47 181L44 183L46 184ZM49 183V182H48ZM47 183V185H48ZM54 183V182H53ZM74 183V182H73ZM85 183V182H84ZM127 183V182H126ZM140 183V182H138ZM39 184V183H38ZM43 184V185H44ZM63 184V185H64ZM81 184V183H79ZM78 184V185H79ZM87 184V183H86ZM124 184V183H123ZM131 184V182H130ZM133 184V183H132ZM221 184H217V185H221ZM35 185V184H34ZM56 185H59V184H56ZM77 186V183L74 184ZM73 185V186H74ZM82 186L83 183L81 184ZM79 185V186H81ZM122 185V184H120ZM127 185V184H126ZM139 184V186H141ZM209 185V184H208ZM33 186V185H32ZM74 186V187H76ZM86 186V185H85ZM89 186V185H87ZM92 187V185H90ZM111 186V184H110ZM135 186L134 184L131 187ZM138 186V184H137ZM138 186V187H139ZM165 186V185H164ZM224 186H222L224 188ZM63 187V186H62ZM95 187V186H94ZM113 187V186H112ZM116 187V186H115ZM120 187V186H119ZM123 187V186H122ZM127 187V186H126ZM136 187V186H135ZM158 187V186H157ZM166 187V186H165ZM173 186H171L172 188ZM178 187V188H179ZM197 187H199L197 189ZM208 187V186H207ZM232 187V188H231ZM67 189L69 187H66ZM78 188V187H77ZM84 188V187H83ZM86 188V187H85ZM129 188V187H128ZM127 188V189H128ZM159 188V187H158ZM161 188V187H160ZM167 188V187H166ZM206 188V187H204ZM215 188V187H214ZM213 188V189H214ZM218 188L220 189V187L218 186ZM217 188V189H218ZM224 188V189H225ZM64 189V187H63ZM73 189V187H72ZM98 189V188H97ZM136 189V188H134ZM173 189V188H172ZM176 189V187L174 188ZM183 190H185L184 188H182ZM181 189V190H182ZM70 190V188H69ZM75 190V188H74ZM84 190V189H83ZM157 190V189H156ZM167 191V189H165ZM182 190V191H183ZM188 190V189H187ZM190 190V189H189ZM188 190V191H189ZM193 190V189H191ZM211 190V189H210ZM208 190V191H210ZM92 191V190H90ZM125 191V190H123ZM122 191V192H123ZM138 191V190H137ZM155 191V190H154ZM160 191V190H159ZM173 192V190H171ZM180 190H178L177 192H179ZM220 191V190H219ZM32 192V191H31ZM87 192V190H86ZM89 192V191H88ZM97 192V191H96ZM156 192V191H155ZM158 192V190H157ZM170 192V191H169ZM204 192V190H203ZM213 192V191H212ZM215 192V191H214ZM227 192V191H225ZM71 193V192H70ZM74 193V192H73ZM90 193V192H89ZM133 193V191H132ZM163 193V191H162ZM187 193V191L185 192ZM202 193V192H201ZM206 193V192H205ZM222 193V191L220 192ZM229 193V192H228ZM88 194V193H87ZM131 194V193H130ZM137 194V193H133V197L134 195ZM143 194V193H142ZM150 194V193H149ZM157 194V193H156ZM169 194V193H168ZM181 194V192H180ZM184 194V193H182ZM181 194V195H182ZM210 194V192H209ZM225 194V193H224ZM72 195V194H71ZM70 195V196H71ZM119 195V193L117 194V196ZM139 195V193H138ZM151 195V194H150ZM154 195V193L152 194ZM159 195V197H161L160 193L157 194ZM166 195V194H165ZM184 195H187V194H184ZM192 195V194H191ZM203 195V194H202ZM201 195V196H202ZM208 195V194H207ZM218 195H222L223 196V193L222 194H218ZM228 195V194H227ZM82 196V195H81ZM125 196V194L123 195ZM122 196V197H123ZM129 196V195H128ZM140 196V195H139ZM142 196V195H141ZM140 196V197H141ZM156 196V195H155ZM154 196V198H155ZM174 196V195H173ZM172 196V197H173ZM177 196V194H176ZM221 196V197H222ZM83 197V196H82ZM89 197V196H88ZM132 197V196H131ZM158 197V196H157ZM156 197V198H157ZM164 197V196H162ZM175 197V196H174ZM180 197V195H179ZM203 197V196H202ZM213 197V196H211ZM219 197V196H218ZM75 198V197H74ZM79 198H81L79 196ZM124 198V197H123ZM129 198V197H128ZM155 198V199H156ZM178 199V196L175 197ZM186 198V197H185ZM189 198V197H188ZM224 198V197H222ZM25 199V198H24ZM83 199V198H82ZM81 199V200H82ZM89 199H91V196L89 197ZM122 199V198H120ZM119 199V201H120ZM133 199V198H131ZM146 199V197L144 198ZM150 197L147 198V200H149ZM162 199V198H160ZM166 199V197H165ZM174 199V198H173ZM182 199V198H181ZM197 199H195V201H197ZM205 199V198H204ZM253 199V201H252ZM31 200V199H30ZM76 200V198H75ZM124 200V199H123ZM122 200V201H123ZM128 199L126 198V201ZM137 200V199H136ZM135 198H134V201L136 202ZM142 200V199H141ZM164 200V199H162ZM167 200V199H166ZM187 200V199H186ZM199 201L201 199H198ZM125 201V202H126ZM133 201V200H132ZM150 201V200H149ZM155 201V200H153ZM152 201V202H153ZM157 201V199H156ZM173 201V200H172ZM191 201V200H190ZM203 203L205 200H203ZM207 201V200H206ZM223 201V200H221ZM225 201V200H224ZM29 202V201H28ZM84 202V201H83ZM134 202V203H135ZM143 202V201H141ZM183 202V201H182ZM218 202V201H217ZM131 203V202H130ZM128 203V204H130ZM137 203H139L137 201ZM149 203V202H147ZM159 203V202H157ZM161 203V202H160ZM168 203V202H167ZM174 203V202H173ZM199 204L201 203V209L199 211V216H198V213H196V218H200L199 220V223H192V226L190 227L191 230H193L195 228V230H197V233H200L202 232L201 231V227L202 226H207L205 225L206 224V221L204 220V218L202 217H205L203 216L204 215V212H205V208H204V204L202 202H198ZM197 203V205H198ZM208 203V201H207ZM125 204V203H124ZM136 204V203H135ZM146 204V203H145ZM151 204V202L149 203ZM172 204V203H171ZM177 204V203H176ZM175 204V205H176ZM182 204V203H181ZM189 204V203H188ZM211 204V202H210ZM244 205L245 206L247 205V210L244 211L245 213H241L243 215L241 216H244L241 218V216L239 215V213L237 214L236 212L239 211V207L240 205ZM126 205V204H125ZM124 205V206H125ZM166 205V204H165ZM242 205V206H243ZM146 206V205H145ZM150 206V205H148ZM164 206V205H163ZM174 206V205H173ZM172 206V207H173ZM187 206V205H185ZM193 206V205H192ZM215 206H217L215 204ZM214 206V207H215ZM220 206V205H218ZM123 207V205H122ZM121 207V208H122ZM126 207V206H125ZM129 207V206H128ZM130 207L132 208V206L130 205ZM134 207V205H133ZM137 207V206H136ZM141 207V206H140ZM138 207V208H140ZM155 207V206H154ZM171 207L168 205V208ZM179 207V206H178ZM184 207V206H183ZM191 207V206H190ZM120 208V209H121ZM124 208V207H123ZM137 208V209H138ZM142 208V207H141ZM146 210L147 208L144 207ZM161 208V206H160ZM167 208V207H166ZM175 208V207H174ZM189 207H187L188 209ZM208 208V206H207ZM211 208H213V206L210 207V210ZM216 208V207H215ZM245 207L243 206V209ZM127 209V207H126ZM124 209V210H126ZM135 209V208H134ZM133 209V210H134ZM144 209V210H145ZM159 209V207H158ZM172 209V208H171ZM186 209V208H185ZM198 209V208H197ZM214 209V208H213ZM220 209V208H218ZM220 209V210H221ZM243 209H242V212H243ZM251 209V210H250ZM253 209V210H252ZM130 210V209H129ZM128 210V211H129ZM140 210V209H139ZM138 210V211H139ZM154 210V209H153ZM157 210V209H156ZM161 210V209H160ZM168 210V209H166ZM210 210H207V212H209ZM215 210V209H214ZM245 210V209H244ZM257 210V211H255ZM12 211V210H11ZM135 211V210H134ZM143 211V210H142ZM155 211V210H154ZM165 211V209H164ZM163 212H159V213H164ZM181 211V210H180ZM189 211V210H187ZM197 211V210H196ZM217 211V209H216ZM223 211V210H222ZM257 212L259 214H257L256 216L260 215L261 218L259 217V219H255L254 216H253V220L250 219V217H252L254 213ZM261 211V210H260ZM264 211V210H263ZM110 212V211H109ZM123 212V211H122ZM126 212V211H125ZM149 212V211H148ZM147 212V213H148ZM156 212V211H155ZM172 212V211H170ZM186 211H184V214H185ZM193 212V211H192ZM195 212V211H194ZM217 212H221V211H217ZM225 212V211H224ZM10 213V212H9ZM127 213H130V212H127ZM133 213V211H132ZM138 213V212H137ZM141 213V212H140ZM223 213V212H222ZM231 213V214H230ZM264 213V212H261V214ZM21 214V212H20ZM157 214V213H156ZM180 214V213H179ZM208 214V213H207ZM230 214V216H229ZM9 215V214H8ZM22 215V214H21ZM36 215V214H35ZM34 215V216H35ZM140 215V214H139ZM143 215V213L141 214ZM140 215V216H141ZM148 215V214H147ZM146 215V217H147ZM161 215V214H160ZM164 215V214H163ZM168 215V214H167ZM173 215V214H172ZM178 215V213H177ZM187 215H188V212H187ZM210 215V214H209ZM216 215V214H215ZM218 215V214H217ZM224 215V214H223ZM27 216V215H25ZM24 216V218H25ZM129 216V214H128ZM134 216V215H133ZM195 216V215H194ZM212 216V215H210ZM12 217V215H11ZM18 217V216H17ZM29 217H30V214H29ZM33 217V216H32ZM37 217V216H36ZM125 217V216H124ZM132 217V215H131ZM151 217V216H150ZM171 217H174V216H171ZM179 217V215H178ZM181 217V216H180ZM179 217V218H180ZM207 217V216H206ZM215 217V216H214ZM220 217V215H219ZM16 218V217H15ZM134 218V217H132ZM130 218V219H132ZM140 218V217H139ZM143 218V217H141ZM148 218V217H147ZM185 218H187V216H185ZM212 217H210L211 219ZM218 218V217H217ZM23 219V217H22ZM30 219H33V218H30ZM126 219V218H125ZM124 219V220H125ZM135 219H138L137 217ZM145 219V218H143ZM149 219V218H148ZM177 219V218H176ZM192 219V218H191ZM191 219L189 220V222L191 221ZM208 219V217H207ZM210 219H208V221H210ZM27 220V219H26ZM129 220V219H128ZM142 220V219H140ZM139 220V221H140ZM153 220V219H152ZM156 220V219H155ZM168 220V219H167ZM213 220V219H212ZM23 221H25L23 219ZM31 221V220H30ZM127 221V219H126ZM136 221V220H135ZM146 221V219L144 220ZM159 221V220H157ZM183 221V220H182ZM196 221V220H195ZM19 222V221H18ZM29 222V221H28ZM32 223L34 222L31 221ZM38 221H36L35 225L37 224ZM40 222V221H39ZM67 222V221H66ZM137 222V221H136ZM140 222H143L140 221ZM152 222V221H151ZM161 222V221H160ZM163 222V220H162ZM176 222V221H175ZM177 222H179L177 220ZM193 222V221H191ZM216 222V221H215ZM25 223V222H24ZM27 223V222H26ZM31 223V224H32ZM60 223V222H59ZM134 223V222H132ZM154 223V221L152 222ZM214 223V222H213ZM212 223V224H213ZM41 224V223H40ZM66 224V223H65ZM131 224V222H130ZM144 224V223H142ZM147 224V223H145ZM150 224V223H149ZM160 224V223H159ZM180 224V223H179ZM186 224V223H185ZM191 224V223H190ZM208 224V223H207ZM245 224H249L250 228H246L244 229L243 226L241 225H245ZM19 225V224H18ZM24 225V224H23ZM128 225V224H127ZM148 225V224H147ZM156 225V224H155ZM167 225V224H166ZM170 225V224H169ZM171 225H172V222H171ZM178 225V224H177ZM182 225V224H180ZM189 225V224H188ZM216 225H214L216 227ZM26 224H25V228H26ZM31 226V225H29ZM33 226H34V223H33ZM59 226V224H58ZM66 226V225H65ZM136 226V225H134ZM134 226H131V227H134ZM140 226H142L140 224ZM168 226V225H167ZM221 226V227H220ZM241 227H243L244 230H241ZM246 226V225H245ZM19 227V226H18ZM17 227V228H18ZM28 227V226H27ZM138 227V226H137ZM146 227V225H145ZM153 227V226H152ZM162 227V226H161ZM166 228V226H164ZM169 228H171L170 226H168ZM182 227V226H180ZM208 227V226H207ZM206 227V228H207ZM212 226V228H215ZM15 228V227H14ZM15 228V229H17ZM20 228V227H19ZM24 228V226H23ZM33 228V227H32ZM57 228V227H56ZM71 228V227H70ZM90 228H93V227H90ZM89 228V229H90ZM128 228H129V225H128ZM136 228V227H134ZM140 228V227H139ZM210 228V227H209ZM40 229V228H39ZM55 229V228H54ZM61 229V227H60ZM67 229V228H66ZM75 229V228H73ZM72 229V230H73ZM125 229V228H124ZM144 229V228H143ZM142 229V230H143ZM161 229V228H160ZM167 229V228H166ZM175 229V228H174ZM189 229V231H190ZM217 229V228H216ZM20 230V229H19ZM24 230V229H23ZM21 230V231H23ZM35 230V229H34ZM59 230V229H58ZM69 230V229H68ZM67 230V232H68ZM94 230V229H92ZM142 230H141V234H142ZM162 230V229H161ZM213 230V229H212ZM16 231V230H15ZM31 231V230H30ZM76 232V230H74ZM95 231V230H94ZM124 231V230H123ZM129 231V230H128ZM144 231H146L144 229ZM165 231V230H164ZM34 232V231H33ZM57 232V231H56ZM59 232V231H58ZM61 232V230H60ZM93 232V231H92ZM139 232V231H138ZM209 232V231H208ZM216 232V231H215ZM64 233H66L64 231ZM72 233V232H71ZM90 233V232H89ZM131 233V231H130ZM204 233V232H203ZM202 233V234H203ZM207 233V232H206ZM205 233V234H206ZM26 234V233H24ZM60 234V233H59ZM80 234V232H79ZM87 234V233H86ZM129 234V233H128ZM132 234V233H131ZM135 234V233H134ZM149 234V233H148ZM147 234V236H148ZM21 235V234H20ZM27 235V234H26ZM75 235V233L73 234ZM78 235V234H77ZM76 235V236H77ZM84 235V234H83ZM88 235V234H87ZM93 235V234H92ZM119 235V234H117ZM198 235V234H197ZM208 235V234H207ZM211 235V233H210ZM62 236V235H61ZM152 236V235H151ZM160 237V235H158ZM170 236V234H169ZM176 236V235H175ZM184 236V234H183ZM213 236V235H212ZM214 236H217V235H214ZM213 236V237H214ZM114 237V236H113ZM124 237H128L127 235L124 234ZM150 237V236H149ZM148 237V238H149ZM166 237V235H165ZM164 237V238H165ZM168 237V236H167ZM172 238L174 237V235L171 236ZM207 237V236H206ZM27 238V237H26ZM25 238V240H27ZM78 238V237H77ZM94 238V237H93ZM112 238V237H111ZM130 238V237H128ZM135 238V236H134ZM147 238V237H146ZM147 238V239H148ZM154 238V237H153ZM163 238V236H162ZM176 238V237H174ZM178 238V237H177ZM176 238V239H177ZM182 238V236L180 237ZM185 238H187L185 236ZM190 238V237H189ZM200 238V237H199ZM204 238V237H203ZM211 238V237H210ZM84 239V238H83ZM92 239V238H91ZM98 239V238H97ZM120 239V238H119ZM123 239V238H122ZM127 238H125L126 240ZM131 239V238H130ZM137 238H135L136 240ZM140 239V238H139ZM146 239V240H147ZM152 239V238H150ZM150 239H149V242H150ZM156 239V238H155ZM159 239V238H158ZM157 239V240H158ZM202 239V238H200ZM209 239V238H207ZM206 239V240H207ZM212 239V238H211ZM215 239V238H214ZM219 239V238H218ZM65 240V239H64ZM86 240V239H85ZM90 240V239H89ZM93 241L95 239H92ZM91 240V241H92ZM108 240V238H107ZM157 240H156V243H157ZM162 240V239H161ZM165 240V239H164ZM163 240V241H164ZM167 240V239H166ZM170 240V239H168ZM175 241V239H173ZM179 240V239H178ZM183 240V238H182ZM191 240V239H190ZM198 240V239H197ZM205 240V239H204ZM216 240H217V237H216ZM24 241V240H23ZM88 241V240H87ZM89 241V242H91ZM118 241V240H117ZM130 241V240H129ZM145 241V240H144ZM148 241V240H147ZM162 241V242H163ZM171 241V240H170ZM181 241V240H180ZM184 241H187L188 240H184ZM81 242H83L81 240ZM85 242V241H84ZM83 242V243H84ZM88 242V243H89ZM137 242V240H136ZM141 242V241H139ZM160 242V243H159ZM157 245H160L161 246V241H159ZM165 242V241H164ZM173 242V241H172ZM176 242V241H175ZM183 242V241H182ZM214 242V241H213ZM64 243V242H63ZM86 243V242H85ZM95 243V242H94ZM97 243V242H96ZM128 243V242H127ZM133 243V242H132ZM145 243V242H144ZM151 243V242H150ZM154 243V241L152 242ZM178 243V242H177ZM189 243H191L189 241ZM193 243V242H192ZM215 243V242H214ZM217 243V241H216ZM66 244V243H65ZM69 244V243H68ZM82 244V243H81ZM90 244V243H89ZM87 244V245H89ZM114 244V243H113ZM125 244V243H123ZM130 245V242L128 243ZM140 244V243H139ZM138 244V245H139ZM146 244V243H145ZM144 244V245H145ZM166 244L167 241H166ZM166 244L165 247H166ZM183 244V243H182ZM187 243H185L186 245ZM206 244V243H205ZM207 244H209V242L207 241ZM213 244V243H212ZM64 245V244H63ZM77 245V244H76ZM110 245V244H109ZM122 245V243H121ZM134 245V244H133ZM131 245V246H133ZM153 245V244H152ZM163 245V244H162ZM172 245V243H170V246ZM181 245V244H179ZM178 245V246H179ZM195 245V244H194ZM203 245V244H202ZM211 245V244H210ZM61 246V245H60ZM65 246V245H64ZM83 246V245H82ZM113 246V245H112ZM126 246V245H124ZM128 246V245H127ZM126 246V248H128ZM130 246V247H131ZM136 246V244H135ZM187 246V245H186ZM193 246V245H192ZM191 246V247H192ZM204 246V245H203ZM66 247V246H65ZM81 247V246H80ZM90 247V246H89ZM110 247V246H109ZM117 248V246H115ZM118 247H120V245H118ZM122 247V246H121ZM129 247V248H130ZM134 247V246H133ZM133 247H131L133 249ZM142 247H146V246H142ZM150 247V246H149ZM164 247V246H163ZM182 247V246H181ZM180 247V248H181ZM202 247V246H201ZM216 247H214V249H216ZM63 248V247H62ZM112 248V247H111ZM124 249V247H122ZM130 248V249H131ZM135 248V247H134ZM137 248V247H136ZM179 248V247H178ZM179 248V249H180ZM184 248V247H183ZM188 249V247H186ZM193 248V247H192ZM204 249V247H202ZM218 248V249H219ZM66 249V248H65ZM64 249V250H65ZM120 250V248H118ZM117 249V251H118ZM131 249V250H132ZM140 249V248H139ZM170 249V247H169ZM182 249V248H181ZM187 249L185 251H187ZM209 249V248H208ZM207 249V250H208ZM256 249V250H255ZM68 250V249H67ZM148 250H151V249H148ZM154 250V249H152ZM174 250V249H172ZM171 250V251H172ZM191 250V248H190ZM195 250H197L195 248ZM210 250V249H209ZM208 250V251H209ZM63 250L61 249V252ZM75 251V250H74ZM81 251V250H80ZM85 251V250H84ZM89 251V249H88ZM112 251V250H111ZM115 250V254L117 252ZM122 251V250H121ZM125 251V250H124ZM133 251V250H132ZM136 252L137 249L135 250ZM141 249L139 250V253H140ZM160 252H157L156 253H160L161 256H162V253H163V256H164V253L166 252V249H165V252H162L161 253V250H159ZM163 251V250H162ZM171 251L169 250L168 253H165L166 256L168 257L169 253L171 254ZM176 252V250H174ZM181 251V250H180ZM183 251V250H182ZM202 251H205V250H202ZM253 251H255L253 253ZM87 252V251H85ZM110 252V250H109ZM108 252V253H109ZM120 252V251H119ZM118 252V253H119ZM135 252V253H136ZM145 252V251H144ZM173 252V251H172ZM178 252V251H177ZM191 252V251H190ZM193 252V251H192ZM192 252H191V255H192ZM199 252V251H198ZM210 252V251H209ZM107 253V255H108ZM122 253V252H120ZM133 253V252H132ZM147 253V252H146ZM154 253V251H153ZM152 253V254H153ZM182 253V252H181ZM185 253V252H183ZM182 253V255H183ZM195 253V251H194ZM197 253V252H196ZM207 253V252H206ZM205 253V254H206ZM218 253V252H217ZM63 254H64V251H63ZM66 254V253H65ZM81 254V253H80ZM85 254V253H84ZM112 254V253H111ZM114 254V253H113ZM114 254V255H115ZM131 254V253H130ZM130 254H128V256H130ZM150 254V253H149ZM147 254V255H149ZM175 253H173L172 255H174ZM187 255L185 256H188L189 254L186 253ZM199 254V253H198ZM204 254V256H205ZM213 254V253H212ZM215 254V252H214ZM61 255V254H60ZM118 256H120L119 254H117ZM115 255V257L117 256ZM123 255V253H122ZM177 256L179 255V252L178 254H176ZM190 255V256H191ZM219 255V254H218ZM67 256V255H66ZM66 256H63V259L65 260L64 257ZM80 256V255H79ZM82 256V255H81ZM79 257V258H82V257ZM109 257L112 256V255H108ZM127 256V257H128ZM132 256V255H131ZM141 256H145L147 257L146 255H142ZM157 256V255H156ZM159 256V255H158ZM171 256V255H170ZM172 256V257H173ZM184 256V257H185ZM193 256V255H192ZM196 256V255H195ZM203 256V257H204ZM210 256V255H209ZM216 256V255H214ZM68 257V256H67ZM66 257V258H67ZM107 257V256H106ZM114 257V256H113ZM112 257V258H113ZM114 257V258H115ZM125 257V256H124ZM137 257V256H136ZM166 257V258H167ZM171 257V258H172ZM182 256V258H184ZM198 257V256H197ZM197 257H194L196 258L197 260ZM206 257V256H205ZM219 257V256H217ZM257 258V259H261L262 258ZM70 258V257H69ZM78 258V259H79ZM86 258V257H85ZM84 258V260H85ZM117 258V257H116ZM133 258V257H132ZM140 258V257H138ZM142 258V257H141ZM140 258V259H141ZM150 258H151V255H150ZM159 258V257H158ZM164 258V257H163ZM162 258V260H163ZM170 258V257H169ZM169 259L170 261L172 259ZM186 258V257H185ZM72 259V258H71ZM75 259V258H74ZM73 259V260H74ZM103 259V258H101ZM106 258H104L105 260ZM118 259V258H117ZM120 259H122L120 257ZM124 259V258H123ZM148 259V257H147ZM154 259V258H152ZM157 259V257H156ZM161 259V258H159ZM175 259V258H174ZM181 259V258H180ZM189 259V258H188ZM22 260V259H20ZM27 260V259H26ZM59 260H60V256H59ZM69 260V259H68ZM82 260V259H81ZM98 260V259H97ZM100 260V259H99ZM102 260V261H104ZM114 260L116 261V259H112L111 262ZM119 260V259H118ZM117 260V262H118ZM127 260V259H126ZM129 260V259H128ZM136 260V259H134ZM134 260H132L134 262ZM138 260V259H137ZM136 260V261H137ZM144 259H142L143 261ZM151 260V259H149ZM165 260V259H164ZM163 260V261H164ZM169 260H165L164 261V264L166 261H168L169 263ZM178 260V259H176ZM185 260V259H182V261ZM193 260V259H192ZM191 260V261H192ZM195 260V259H194ZM201 260V259H200ZM210 260V258H209ZM212 260V259H211ZM253 259H251L252 261ZM51 261V260H50ZM67 261V260H66ZM70 261V260H69ZM124 261V260H123ZM141 261V260H140ZM145 261V260H144ZM155 261V260H153ZM158 261V260H157ZM156 261V262H157ZM175 261V260H174ZM181 260H179L180 262ZM187 261V260H186ZM189 261V260H188ZM217 261V260H216ZM215 259L214 261H211L213 262V264H215L214 262H216ZM260 261V260H259ZM258 261V262H259ZM264 261V260H262ZM12 262V261H11ZM54 262V261H53ZM78 262V260H77ZM110 262V261H109ZM133 262H131L133 264ZM152 262V261H151ZM150 262V263H151ZM176 262V261H175ZM198 262V261H197ZM205 262H208V261H205ZM218 262V261H217ZM254 261H252L253 263ZM257 262V261H256ZM254 262V263H256ZM51 263V262H50ZM63 263V262H62ZM68 263V261H67ZM73 263V262H72ZM79 263H80V260H79ZM82 263V261H81ZM107 263V262H106ZM105 263V264H106ZM139 263V262H138ZM141 263V262H140ZM139 263V264H140ZM144 263V262H143ZM146 263V262H145ZM148 263V262H147ZM172 263V261H171ZM174 263V262H173ZM172 263V264H173ZM183 263L186 264V262L184 261ZM182 263V264H183ZM196 263V261H195ZM193 263V264H195ZM15 264H18V261L15 263ZM22 264V263H21ZM27 264V263H26ZM54 264V263H53ZM71 264V263H70ZM108 264V263H107ZM113 264V263H112ZM116 264V262H115ZM119 264V263H118ZM154 264V262H153ZM170 264V263H169ZM175 264V263H174ZM177 264V263H176ZM191 264V263H190ZM210 264V263H209ZM218 264V263H217ZM222 264V263H221ZM250 264V263H248ZM257 264V263H256ZM264 264V263H263Z\"/></svg>",
    "mask_w": 264,
    "mask_h": 264
}]
</instances>
